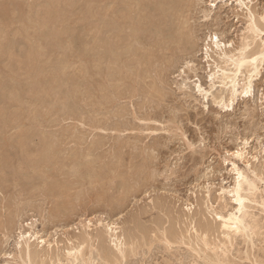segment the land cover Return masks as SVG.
I'll return each instance as SVG.
<instances>
[{
  "label": "rangeland",
  "instance_id": "rangeland-1",
  "mask_svg": "<svg viewBox=\"0 0 264 264\" xmlns=\"http://www.w3.org/2000/svg\"><path fill=\"white\" fill-rule=\"evenodd\" d=\"M44 1L46 3L47 0H36V1H34V0H29V1H27V0H19L18 3L20 4L22 2L20 5H23L22 8L26 10L25 13H29L30 15H34L33 13H36V11H39L41 8L44 7V5H45ZM76 1H77V3H76ZM76 1L73 0V2L76 3V4L73 3V6H72V3L70 4L71 5L70 7H72V10H70L71 8L68 7L69 5L66 6V8H68L70 11H74V12L76 10V13L75 14L78 17L81 15L80 14V11H82V9H85L86 11L85 10L82 11V15H84L83 12L84 13H86V12L88 13L89 12V14H87V16L89 15V17H91L90 14L92 15V13H90L89 9L91 7H93L92 5H95V3L93 2V4H90V2L92 3V1H89V0H76ZM86 1H89V2L86 3ZM246 1L248 3H250V1H251L250 5L252 6L253 10L255 12H257V14L261 15V13L262 14L264 13V0H250V1L249 0H246ZM2 2H3V4H2ZM23 2H24V4H23ZM194 2H195L194 3L195 6H193L192 9L190 10L191 12L189 11L190 13L189 12L188 13H189V15L192 14L191 15V18H193V16H194L193 19L190 18V22L191 23L193 22L191 25H193V24L196 23V27H195V25L193 27L196 28L197 34H199V35H197V38H198V36L200 38H198L197 40L200 43L199 44L197 43L199 47L196 45L197 48L195 47L194 49H192V52L194 54L190 51L189 54L188 53L187 54H184L185 56L183 55L181 58H182V61L184 60L183 59L184 57H187V60L188 61H189V58H190V62L191 63L193 62V64H195L196 66H198V67L195 66L196 68H198L197 69L198 76L195 77V74H194L195 72L194 73L192 72L193 70L192 71L191 70H186L188 68L187 61H185V60L183 61V63H184V66H183V64L180 65L182 63V61H181V59H179L180 61H178V63H180V64L177 63L178 65L177 64H173L172 66H169V68L167 67V70L170 69V71H167L166 70V74L168 73L166 76H165V73H163L164 82L166 80H167V82L160 83V85L165 84V86L167 87L166 89H169L168 92H167V90H165L167 93H169L168 95H166L167 97L164 95V97H165L164 98L163 95L158 94V92L156 91L155 88H153V90L150 89V88H152L155 85L154 84V81L156 83L159 82L157 80V78L159 77V75H157V73L156 74L151 73L152 75H154V77L156 79L153 78V76L151 74L148 75V77L144 78L141 81L142 83L140 85L141 86L140 87V91H138L139 93H137V92L134 93L136 95L139 94V96H136L134 94H133L134 95L133 96L131 93L128 94V92L125 91L126 94L128 95L127 98H129V99L126 98V94L124 95V98H125L124 99L123 98V94L124 93H122V95L120 97H122L123 99L122 98H119L116 101H114V103L113 102H110L109 103V102L104 101V99L102 97L104 95H101V94H103L102 92L100 93L97 90H95L94 87H92L93 86V83H94L93 82L94 81V77L93 76H96L95 78L96 79L97 78L99 79V76L98 75L101 76V73H103L102 74V77L104 78V80L101 79L102 77H100L99 80L100 81H106V78H107L109 80L106 81V82H103V83L106 84L107 86H108V84H110V82H109L110 81V77H108L109 75H105L109 71V70L106 69L107 68V65H104V63H102L101 65H103L102 66L103 69L101 70L100 73H97V69H96L97 66H95L94 68H91L93 64H90V63H93L92 62L93 56L91 58V55H88V54H90L89 52H87L86 55L89 56L90 60H89V58H87V61L84 60L87 63L84 62V61H80L79 59L76 60V58H75L78 55L79 50L82 49L81 47H83V43L85 41H88L89 39L91 41L92 31L90 30V28H88L87 26H86L87 28L86 27L83 28V24H81L80 21H77L76 20L77 17L75 18V14L72 13V12H70V11H68V9H64V11L60 13V14H62V15H60L61 18H59V20H61V21L63 20V21L62 22L59 21V22L65 23V24L67 23V21H68L69 24H71L72 22H74V24L72 23V26H74L72 28H74V30L72 31L70 29L71 31L69 30L68 32H71V33H68L67 32L68 34L65 33L63 35V36H65L64 39H63L64 40V44L65 45L67 44V45H66V47L65 46L62 47V46H60L62 43L56 41L55 42L56 44L55 43L52 44L53 42H51V44L49 43L50 45L46 47L45 46L46 43L44 45H43V43L46 41L44 39L46 37L45 34H47L48 29L45 28V27H42V26H40V27H37L36 26L38 24V22H39L38 21L39 18H38V20L37 19L35 20L37 22H35L34 20H33V22H31L32 21L31 20L28 23V21H26V19L23 18V15L20 13L19 9H17L18 12H16L17 10L14 11V9L18 8V5H16L15 3H13L11 0H3V1L0 0V3H1L0 6H2V5L4 7H7L8 6L7 8L9 10V14L12 13L11 14L12 16L10 15L9 17H7V24L8 25L6 24V26L0 27V30H1L0 31V34H1V32H3L0 35V44H2V45H0V54L2 53V55H0V70H1L0 71V75H1L0 76V80L2 81V82H0V84H1L0 85V98L2 96L4 98V100H1L3 98L0 99V109H2V110L5 109L4 111H0V114H2V112H3L4 114L2 116L4 118H7V120L5 119V121L7 123L6 122H3L4 118L2 116H1V118L3 120L0 119L1 122H3V123L6 124L5 125V124H3V123L0 122V124H1L0 125V130H1L0 131V136H1L0 137V140H1L0 141V149H1L0 151H2V149H3V152L2 153H6V154H10V155L12 154V151H13V155L15 153H18L19 149H21V146L19 147V145L18 144L16 145V143L19 140L18 138H20V140L22 141V143L23 142H24V144L27 143V146H25V149H23V150H26L27 149V151H29L28 152V155H29V153L31 154V152L37 151L38 149H41V148H44V146H45V149L47 148L49 150H52V144H53V146H54L53 147V151L54 150H55V152L56 151L57 152L58 151L59 152L62 151L61 154H60L62 156L61 158H64V160H65V159H67L69 157L70 159H69V161L67 160V162H70V160L71 161H73V160L75 161V162H71V163L68 164V165H70V166L67 167L68 169L65 168L67 173L65 171H62L61 170V171H59L58 174L53 175L54 178L56 176V178H55L56 180H53L54 178L51 179V176L48 173L49 171L47 172V170L49 169V167H46V168L42 169L43 167L41 168L40 166H38V168H37L36 165L33 164L34 161H35L34 160L35 157H30L31 158V161H29V162L28 161H25L26 157H24V156L27 155V154L26 153H22V149H21V152L19 151V154H18L19 156L17 155L19 158L18 157L15 158V159L14 158L11 159V157L10 158H7V161H8V163H9L10 166L8 165V163H7V161L5 159L0 158V160H1L0 161V169L2 167V169L0 171L3 170L2 173L0 172V177H1V180H0V224L5 221L2 225H4L5 223H7L5 225L9 229H11V230H9V229H7V227L5 228V226H3V228H2L1 225H0V264H21L23 262V259H20V256L17 253V250L15 248V243H14L16 241V239H17V233L16 232H18V230H19L17 227H18V223L19 222H22L24 224L29 223V222H35V221H32V218L34 220H35V218H37L39 220V221L35 222V224H37L38 228H42L44 230L47 238H49L50 240L52 239L53 241L56 240V242L58 241L57 243L54 242V245H55L54 246V248H55L54 251L56 250L58 252V250H59V252L60 253L62 252L63 255H65V253H66L65 252V247L66 246L69 247L71 245L70 244L71 243L70 240H73V242L75 241L74 244H76L78 238H80L78 240H82V238L84 237V234H85V229H87L86 226L89 223L87 220H90L91 221V223H89V224H93V225H91V228L92 229L94 228L93 229L94 230L93 233L95 234L96 232H100L99 230H101V228H103V223L104 224H105V222L108 223L110 220H113L114 219L113 221H115L116 223L118 221V223L122 227H124V229L121 227L120 230L118 228L119 232L122 233V231H123V233H124L126 230H127V232H129L128 229L129 230L131 229L129 233L125 232V235L127 237H130V238L132 236L133 237L138 236L137 238L139 240H141V241L138 240L139 244L143 243V241H145L147 238L150 239V236L151 235L153 236L154 235V232H155V236H153V237L155 239L152 238V236H151V239L154 240V241L155 240L157 241V242L155 241V243H154V241H152L153 244H151L152 242L149 243L150 240L147 239V241H149L148 242L149 243L148 244L149 246L146 244V246L148 248L146 246L143 247V245H145V244L140 245L139 247L141 249L138 247V249H137V255L130 254L131 256L129 255V257H127V259L126 258L124 259V261H128V262L125 263L123 261V263H121V264H124V263L125 264H137V263L138 264H168V262L171 263V264H183V263H186V264H201V263L202 264L203 263L204 264H207V262H208V264H211L212 263L211 261H208L205 258V255H204L205 253H202L200 255L197 251L189 248L188 245H184L183 243H182L183 245L180 244V243L173 244L172 247H174L175 249L173 248V249L170 250L171 253L173 252L172 254L169 251H167V252H166V250L163 251V248L166 249L165 248L166 245L164 246V244H163L165 242L164 241L161 242L160 239L158 240V237H156V234L158 233V235H160L162 233V231L165 230V228H167V226H168V229L169 230H171V229L172 230L173 229L175 230L176 229L175 227H177L178 229L176 230V232L181 229L180 227H182V229L183 228L185 229V227H186V229H189L190 230L189 231V234L192 236V238L194 237V239H192L193 240L192 243L195 245V241H196V238H197V235L196 234H200V233H197V232L195 233L194 232L195 229L194 230L193 229H190V227H188L187 225L190 224L189 226H191V228L192 227L194 228V226H198L199 225L198 227H196V229L198 230L200 228V225H201L200 223L202 221H204V220L207 219V222H209L211 224L213 222L212 225L214 226V223H216V222L219 223V220L218 219H215L216 213H218V212L219 213H226L227 211H230V209L232 210L235 207V203L233 202V200H230L231 194H226L224 196V198L222 199V201H221V199H219L221 197V195H220L221 190H222L221 188L222 187H226V188L232 187L233 186L232 184H234V182L236 180V177H237L236 174L237 173L234 170V163H236L238 166H240L241 168H244L245 170H248V171H249L248 168L250 166L251 167H254V168H257L261 172L264 171V63H262V65H260V74L258 75V77H255V79L253 81V88H252V91L250 92V94L248 96H244L243 95V96L238 97L237 100L234 102V104L232 106H228V107L226 106V103L228 102V100H227L228 97H227V95H225L226 92L223 95V96L226 97L225 98V103H224V101L222 102V100H221L222 97H220L218 99V96L221 95V90L219 89V87L216 88V89H214L213 92H211L207 97H205L204 95H202V93H200L198 91L197 87H196V84H195L196 83L195 82L196 79H198V77L201 79V83H202V85H203L204 88H209L210 87V82H211L210 79H209V77H208V75H207V72H208V64L209 63L207 62V59H206V50L204 48L205 47V41H202V39L205 37V36L203 37V35H205L207 33V32H205L206 29L209 27L207 29V31L208 30L210 31L212 29V31H219V32H221V34L223 33L222 34V38H224L223 40H226V41L229 40V41L232 42V45H231L230 49L231 48L232 49H236L238 47H241V45L245 41L244 39H246L247 35L248 36H249V34L251 35V33L249 32V30H247L248 29L247 26L249 24L247 22L248 18H246V16H247V10L244 9L245 11H243L241 8H239V6L237 5L236 2H234V3L233 2H230L228 4H225V2L217 3V8L214 7V9H212L213 11H212V14H211V17H210L209 20L208 19L204 20L203 8L206 9V7H207V10L208 9L210 10V8H211L210 7V0H198V3L199 4L197 3L196 0H194ZM4 4H6V5H4ZM39 4H40V6H38ZM85 4H88V5H91V6H86ZM41 5H43V6L41 7ZM34 7L35 8L38 7L39 10L36 9V10L33 11V9H35ZM87 7H89L88 11H87ZM196 7H197V9H196ZM11 8H12V10L14 12H11L10 13V11H12V10H10ZM27 8H28V11H27ZM65 10H67L69 13L68 12H65ZM67 13H68V15H66ZM70 13L73 15V18L71 17L72 15ZM17 15H18V17H17ZM63 15L65 17L64 19L62 17ZM69 15H71V16H69ZM202 15H203V17H202ZM20 16H22V17H20ZM66 17L69 20L68 19L66 20ZM71 18L73 20H76L77 21V24ZM8 20H9V22H8ZM10 20H12V21H10ZM17 20H19V21L17 22ZM21 21L22 22L26 21V22H24V24H20V23H22ZM31 23L37 29H35V27L32 26V25L31 26L34 27V28H32V27L30 28L29 27V24H31ZM204 23H205V25H204ZM22 25H23V27H22ZM24 25H28V26H26L27 28H25ZM199 25L200 26L202 25V26L200 27ZM5 28H7V30ZM78 28L79 29L82 28V30H79ZM85 28L87 30H85ZM22 29H24V30H22ZM198 29H199V31H198ZM25 30L27 31V33L25 32ZM30 30H32L31 32L34 33L33 35L31 34ZM88 30H89V32H87ZM90 31H91V33H90ZM39 32L42 35L44 34L45 37H43ZM203 32H205V33H203ZM14 33H15V35H14ZM17 33H18L19 36L16 35ZM19 33H21V35ZM83 33L85 35L88 34V37L85 36ZM22 34H24V35L22 36ZM2 35H4L3 38H1ZM26 35L27 36L29 35V39H27L28 37ZM30 35H31V37H30ZM68 35H69V37H68ZM5 37H6V39H5ZM17 38H19V40ZM25 38H26V40H24ZM31 39H33V40H31ZM42 40L44 41L43 43H42ZM66 41H68L69 43L68 42L66 43ZM4 42H5V44H4ZM32 42H33L34 45L32 44ZM70 42H73V44H71ZM258 42H261L260 39H259ZM9 44H10V46H9ZM38 44H39V46H37ZM69 44H71V45L69 46ZM29 45L31 47H29ZM54 45H55V47H54ZM43 46H45V48H42ZM50 46L56 48L57 50L54 49L55 51H53V49ZM46 48H48L47 49L48 51L46 50ZM25 49H26V51H25ZM36 49H37V51L38 50L42 51V52L38 51L41 54H38L37 51L35 53V50ZM64 49H66L67 52H64L65 51ZM68 49L70 50V52H69ZM1 50L3 52H6V53H3ZM71 50H73V51H71ZM23 51H25V52H23ZM194 51H196V52H194ZM14 53H16L15 57L13 56ZM29 53L34 54V55L38 54L37 56L39 58L37 56H35L36 59H37L36 61H39L40 60L39 61L40 62V65H41V63L44 62L42 64V66L45 64V67L47 66L48 69L50 67H52V63H53V62H51L52 59H53L52 61H54V62H59V60L60 61H63L64 59H66V56L68 55L67 57L69 59H71V57H72L73 59L76 60V62L79 60V62H81V63L77 62V63H79L77 65H76V63L73 64L74 61L72 63V60L73 59H71V63L70 64H67L68 66L67 65H63L64 68H65V71H66V68L69 69L72 65L74 66V67H71L69 70H67L68 71V74H69V77H70V75H71V77L73 75L74 78H78L77 77V76H79L78 73H80V72H78V70L80 71L81 69H83V68H80V67H82V62L85 63V64L83 63L84 65H87V64L91 65V67H89V68L87 66H85L84 69L85 70L88 69V71H90V72L92 70H94L95 72L94 73L91 72L90 73L91 75L89 77H88V75H89V73H88L86 75V77H87L86 81H85V78L86 77L82 81L83 84L85 83V85L82 84L83 88L86 86V84H88V88H91V90L84 89V90L87 91V92H85L84 90H82L83 89L82 88L81 90H79L80 91V96H78V94H79L78 92H76V94H72L73 99L71 100L69 98V100H68L69 101L68 102V107H67L68 109L66 108V109H64V111L63 110H60L61 112L59 111L58 113H55L56 110H54L53 112L51 111V113L54 114V115L52 114L53 117L51 116L50 111H48V115L47 114L44 115V116L41 115V118L44 117L42 119H40V115L39 116L37 115V117H34L32 113H34V111L35 112L37 111L36 110V107H38V109H39L42 106L40 104H38V102H36L37 97H39V96H37L38 94L35 95V93H34V96L35 97L37 96L36 98L33 96V93H31L32 95L30 93H28V96H32L31 98L30 97H27L24 94V91L23 90H25L24 88L27 87V84H28L27 82H29V80H28L29 73L27 71L24 72V70H23V73H25V74H23L21 72V74H23V75H20L19 76L17 74V72L16 73L14 72L16 69H18L19 66H21V67H23L22 65L25 66L26 64H24V63H27V66H25V67L26 68L28 67V64H29V61L28 60H29L30 57H28L26 59V56ZM17 55H20L22 58L20 56H17ZM42 55H43V57H42ZM46 55L47 56L49 55V56L47 57ZM186 55H190L191 57L190 56H186ZM28 56H30V55H28ZM50 56L52 58L51 60L49 58ZM23 57H25V58H23ZM77 58H79V57L77 56ZM22 59H24V60H22ZM54 59L57 60V61H55ZM69 59H68V61H69ZM12 60H14V61H12ZM26 60H27V62H26ZM45 60L46 61L49 60L48 61L49 62V65H48V62H47V65H46ZM88 61H89V63H88ZM2 62H4V63H2ZM19 62H21L23 64H21ZM185 62H186V64H185ZM12 63H14V64H12ZM5 65L7 66V70H6V66ZM175 65H176V67H174ZM78 66H79V68H78ZM177 66L180 67L181 71H180L179 67H177ZM8 67H9V69H8ZM181 67L184 68V70L188 71L189 73L187 72L185 74L184 72H182L183 70H182ZM76 68L78 70H76ZM103 70H104V72L106 70L107 71L104 73ZM11 72H12V74H11ZM26 72H27L28 75L26 74ZM74 73H76V77H75V74ZM96 73H97V75H94ZM5 74H7V76ZM15 75H16V77H14ZM185 75H188L189 80L191 79V81L188 80V83L190 85L188 84V87L184 89V88H182V86H180V84L183 82L182 79H184V77H186ZM5 76L8 79H6ZM23 76H24V78H23ZM3 77H4V79L6 81H4ZM69 77H68L69 82L71 81L70 84H73L72 83L73 80L71 79V77L70 78ZM14 78H15L16 81L14 80ZM91 78L93 80H91ZM19 79H20V81H19ZM88 79L90 80L89 82L92 83V85L91 84L89 85ZM147 79H149V80L152 81L153 84L152 83L149 84V86L152 85L151 87L147 86L148 85V83L146 81ZM192 80H194V81L192 82ZM151 81H148V82H151ZM21 82H23V84H21ZM111 82H113V81H111ZM66 83L68 84V85L66 84L67 85L66 87L68 88L69 83L68 82H66ZM145 83H147V84H145ZM14 84H16V85H14ZM142 86H145V88H147L145 92L143 91V90H145V88L143 87V89H142ZM70 87H73V85H71ZM70 87H69V89H70ZM7 88H8V90H7ZM86 88H87V86H86ZM92 88H93V90H92ZM109 88H110V86L107 87L106 89L108 90ZM111 89H112V87H111ZM1 90H2V92H1ZM184 90H186L187 92H184ZM8 91H9V93H8ZM91 91H93L94 93H92ZM150 91H151V93H150ZM22 92H23V94H22ZM81 92H85V94H82ZM142 92L143 93L148 92L146 94H151V97L155 101L154 102H150V103L149 102L146 103L148 105L145 104L146 105V107H145L144 106V103L147 101V99H146L147 96H146V98L143 97L144 94ZM14 93H15V95H17L16 97H15V95H13ZM98 93H100L101 96H99ZM152 93L155 94V97H154V95ZM218 93H219V95H218ZM88 94L91 95V97H90L91 99H92V97L95 98V99L96 98H98V99L97 100L94 99V101L91 102L90 101L91 99L88 98L90 95L88 96ZM7 95H8V97H7ZM10 95H12V96H10ZM20 95H22V96H20ZM83 95H85L86 97L88 96L87 99H86L85 96L83 97ZM96 96H98V97H96ZM157 96L161 100H159V98ZM80 97L81 98H84V99H81ZM99 97H101V99L103 100L102 102H104V103L106 102V103H109V104H106V103L105 104H103V103L100 104L99 103L97 106L94 105V108H93V104H95V102L101 101V99H99ZM136 97H137V99H136ZM140 97H141V99H140ZM14 98L15 99L17 98L16 101L14 100ZM27 98H28V100H27ZM32 98H35V99L33 100ZM10 99H13V102L14 103L11 102ZM30 99L33 100V101L31 100L33 103H35V102L36 103L33 105V103L28 102V101H30ZM85 99H86L87 102L85 101ZM8 100L10 101V103H9ZM38 100L39 99H37V101ZM140 100L141 101L143 100V103H142L143 105L141 104ZM156 100L157 101L159 100L158 103H161V104L160 105L157 104ZM83 101H85L86 103H88L89 106L86 103L84 104ZM90 102L92 103L91 106H90ZM116 102H118L119 105L116 106V104H117ZM128 102H129V104H128ZM120 103H122V104H120ZM136 103H138L137 105L140 104V108H139V106H136ZM31 104L33 105V107L31 106ZM125 104H128L127 107H125L126 106ZM152 104H153V106H152ZM38 105H40V107ZM80 105H81V107H80ZM104 105H105V107H104ZM120 105L123 106V108L121 106L122 109H124V107L128 109V110H125L124 109V111H126L128 113L122 112L124 114V115L122 114V116H124V117L121 116V118H120L121 112H117L119 110L120 111L122 110L119 107ZM149 105H150V107H149ZM156 105H159V106H157V108H156ZM101 106H103V107H101ZM21 107H23V108H21ZM88 107L90 108V110L91 109L92 110L91 111L90 110L88 111V109H89ZM97 107H98V109L102 108V110L101 109L100 110H97L96 109ZM104 108L105 109L107 108V109L105 110ZM111 108L114 111H112ZM117 108H118V110H117ZM137 108H139V109H137ZM6 109H8V110L6 111ZM30 109L32 111L33 110L34 111L33 112L30 111ZM74 109H75V112H76L75 114H74V111H73ZM79 109H81V110L83 109L84 111H81ZM69 110H71L73 112H71ZM93 110H96V111H94L95 113L93 112ZM129 110H132V111H129ZM134 110H137L138 114ZM98 111H100V113ZM101 111H103V113L107 114L106 116L109 119H111V118L112 119L109 120V122H108L107 121L108 118L105 115H103ZM149 111H150V113L151 112L152 113L150 114ZM82 112L86 113L87 115L86 114H83L82 115ZM91 112H93L94 114L91 113ZM107 112H109V113H107ZM115 112L117 114H119V115L116 116L115 115L116 114ZM129 112H131V113H129ZM133 112H136V114L133 113ZM146 112L149 113V115ZM27 113L29 115H27ZM97 113L98 114H101V116L98 115ZM132 113L134 114V116L135 115H137V116H135V118H134V116H133ZM13 114H16V115L18 114L19 118L16 119V120L12 119L13 117H15ZM68 114H71V115L69 116ZM88 114H89L90 117L92 116L91 119H92L93 122L89 118ZM96 114H97V117H96ZM125 114H126L127 117L125 116ZM59 115H60V117H59ZM140 115L143 116V118H145V119H143L144 121L142 119H138V118H141V117H139ZM45 116L46 117L48 116L47 117L48 119L45 118ZM49 116H50V118H49ZM67 116H68V118H67ZM84 116H86V117L88 116V118H86ZM103 116H104V119H100V118H103ZM144 116H146L148 118H146ZM150 116H152L151 120H149L150 119L149 118ZM81 117H83V118H81ZM116 117H118V118L116 119ZM155 117H156V119H155ZM170 117L173 120L170 119ZM79 118L81 119V122L82 123L84 122V124H82L80 121H78ZM125 118L127 119V121H126ZM136 118H137V120H136ZM9 119H10V121H9ZM43 119H44V121H43ZM56 119H58V120H56ZM82 119H84L85 121L82 120ZM88 119H90V120H88ZM99 119L102 122L99 121ZM115 119L117 120V122H118V120H120L121 121V125H120V123H117L116 124V120ZM13 120H14V122H13ZM103 120H104V122H103ZM96 121H99V122H96ZM105 121L108 122V123H111V124H112V122L113 123L115 122V124H113L115 127L112 126L111 124L109 125ZM122 121L125 124H123ZM129 121H130V123L132 122L131 123V124H133L132 127L130 126L131 124H129ZM100 122L103 125L104 124L105 125L107 124L106 126L104 125L105 128L103 127V129H100V126L102 128V125H98L97 124V123L100 124ZM9 124H10V126L12 125L11 128H10ZM28 124H29V126H28ZM118 124H119L120 127L122 126L121 128H123V130H122L123 133L122 132H119V130H121V128H119L117 126ZM126 124H128V125H126ZM4 125H5V127H4ZM94 125H95L96 128H98V126H99V129L97 130L96 128H94ZM6 126L9 127V128H7ZM23 127L25 129H27V130H25ZM109 127L110 128L113 127L112 128L113 130H114V128H115V130H118V128H119V130L117 132L118 133L117 136H119V137L121 136V138H120L121 140H122V136H124L123 139L124 138L126 139V140L124 139L125 140V145H124V141H123V145L121 144V141H119V144H118V140H116V139H119V138H117V136H115L116 139H113L112 138V137H114V133H116V131H112V129H111V131L108 130ZM116 127H117V129H116ZM124 127H125L126 130H127V128H129V129L130 128H134V127L135 128L134 129H131L132 131L131 130L129 131V129H128V131H125L124 130ZM100 130H102V131H100ZM6 131H7V133H6ZM97 133H98V136L95 137V134H97ZM3 136H4V138H3ZM99 136H101L100 138H102V137L103 138L100 139ZM15 137H17V138H15ZM66 137L68 139H65ZM81 138H84L86 140V142H83L84 141L83 139L81 141ZM93 138L96 139V140H94ZM54 139L56 141H54ZM63 139H64V141H63ZM92 139H93V142L90 143V141H92ZM97 139H98V141H97ZM67 140H68V142H70V144L68 143L69 145H66L65 144L67 142ZM101 140L104 141V142H102ZM114 140H116L117 142L114 141ZM113 141H114V143H113ZM126 141H127V145H128V143H130L133 147L132 146L129 147L130 145L128 147H126ZM8 142L10 144H8ZM61 142H63V144ZM11 143L14 144L13 147H15V148L11 147ZM45 143H46V145H45ZM103 143L105 145H103ZM94 144H96V145L99 144V145L96 146ZM111 144H112V146H114V145L117 144L116 147H118L117 149H119V150L118 151L116 150L117 151L116 153L114 152L115 149H116V147L115 146H114L115 148L113 147L114 148V151H113L112 146L110 148V145ZM134 144H136V145H134ZM8 145H10V146H8ZM118 145L120 146V148H119ZM121 145H122V148H121ZM59 146H61L63 148V149H61V151H60V148L61 147H59ZM87 146L88 147L90 146L89 150L87 149ZM124 146L126 148H128V149L124 148ZM134 146H135V148H134ZM58 147H59V149L57 150ZM66 147H69V150H72L73 148L74 149L72 151H70V152L67 153V151H69V150H66L65 149ZM85 147H86L87 150H85ZM94 147H95V149H94ZM140 147H142L143 155H138L139 152H142L141 149H140ZM143 147L145 148L144 149L145 151L143 150ZM9 148H10V151H9ZM108 148H110V151L111 152L109 151ZM136 148H139L140 151L139 150L136 151ZM64 149L66 150L65 152H64ZM77 149H79L80 151L77 150ZM82 149H84L83 151L85 153H82L83 152V151H81ZM90 149H93V152L96 153V155ZM121 149L124 152L127 151V153H124V152L120 151ZM242 149L245 152L244 158L242 159L243 161L241 160V158H239V157H237L235 155V152L237 150H242ZM74 150H75V152H74ZM105 150H107V152ZM76 151L81 152V153H77ZM89 151H91L92 152V155L93 154L94 155L92 156L91 153H89ZM112 152H114L115 155L117 154V157L119 156L118 157V160H115L114 159V155L113 156L111 155V154H114ZM62 153H64V154H62ZM65 153H67V154H65ZM74 153H75V155H73ZM88 153H89L90 156L89 155H86V156L82 155V154H88ZM106 153H111V154L109 155V154H106ZM118 153H120V155H118ZM130 153H131V156H134L136 154L134 157H137L138 156L137 157L138 159L137 158L134 159V157H130ZM132 153L133 154L135 153V154L132 155ZM144 153H146V156H145ZM104 154L107 157L109 155L108 160L104 156ZM71 155H72V157H71ZM78 155H79V157H78ZM76 156H77V159L79 158L78 160L76 159ZM95 156H97V157H95ZM73 157H75V158H73ZM84 157H85V159H83ZM101 157H103V158L101 159ZM117 157H116V159H117ZM120 157L123 158V160L121 159V161H122L121 163H120V160H119ZM128 157H130V158H128ZM144 157L145 158L148 157V158L145 159V160L148 161L147 163L145 162V160H142V158L144 159ZM154 157H155V159H154ZM245 157H246V160H245ZM87 158L89 160L92 159L91 160L92 161L91 163L97 166V168H98L97 169V172H99V173H97L96 170H95L96 173H94L93 170L96 169V167H94V169H93L92 166H94V165L90 164L92 166H89V162L90 161ZM97 158L98 159L100 158L101 160L100 159L98 160ZM126 158H128V161H127ZM17 159L21 160V162H19ZM22 159H23V161H22ZM103 159L108 161V164L107 165L105 164L106 161L104 162ZM110 159H112V161ZM148 159L152 160V163ZM11 160H13V161H11ZM95 160H96V162H95ZM129 160L132 163H127V162H129ZM15 161H17L18 166H16L17 164H16ZM100 161L104 162V164L102 162L101 163H102V165H105V168H104V166L102 167ZM109 161H111L112 164H110L111 162H109ZM113 161H116V162L114 163ZM135 161H136L137 164H135ZM246 161L249 162L250 164L247 165L246 164ZM4 162H6L7 164L6 163L4 164ZM30 162L31 163L33 162L32 163L33 166H31V163ZM79 162H80V164H82L83 167H81V165L79 164ZM19 163L20 164L23 163V164L20 165ZM95 163H98V165L95 164ZM113 163H114V165H113ZM122 163H124L123 164L124 166H122V168H119V166H121ZM28 164H30V166ZM83 164L84 165H87L88 164V166L90 168L87 167V166H84ZM127 164H128V166H126ZM133 164L134 165L142 164L141 166L139 165V168L141 167V171H140V169L137 166H136V169H135V167H134ZM144 164H145V166H144ZM146 164L149 167L146 168V166H147ZM25 165H26V168H24ZM99 165L102 168H104V169L109 168V169H106L107 171L110 170L109 173H107L106 170L103 171V169H100L99 170V168H101ZM108 165L111 168H113V169L111 170L110 167H108ZM130 165H132L133 167L132 166L130 167ZM73 166H80L81 168H83L84 170H86L85 171L86 173H83L82 176H81L80 175L82 173V169H81V172L79 174H77V175H71L72 174ZM114 166H116V167H114ZM10 167L14 171L16 170L17 172L15 173L13 171H10V170H12ZM17 167H18V169H17ZM21 167L24 169V172H23V169ZM33 167L34 168L36 167V169H34ZM84 167H86V168H84ZM5 168H7L9 170H7ZM116 168L118 169V171L122 172L123 174L121 175L119 172L113 171ZM131 168H133V169H131ZM145 168H146V173H143V170ZM65 169H63V170H65ZM87 169H91V170L89 171ZM119 169H121L122 171L119 170ZM134 169H135V171H134ZM34 170H37V171H34ZM125 170L127 171V173H126ZM130 170L133 171V172H131ZM152 170L154 172V175H155V173L158 174V172H160V173L162 172V174L155 175V176L153 175L152 176V174H153ZM91 171H92V173H91ZM100 171H101V173H100ZM137 171H140L139 172L140 175L141 174L143 175V176L141 175L142 176L141 179L143 178L142 180H139L140 178L137 179L138 177H140V175H138L139 173L137 174ZM147 171H149L148 172L149 175L152 172V174L150 175V177H149ZM60 172H61V174H60ZM63 172H65V174ZM68 172H71V173H68ZM113 172H115V174ZM128 172H130V174H132V175H130ZM135 172H136V174H135ZM144 172H145V170H144ZM103 173H105V174L103 175ZM112 173H113L114 176L116 174H118V175L120 174L119 176L116 175L117 178H119V177L120 178L119 179H115L116 176L114 177L113 175H111V178H110V174H112ZM11 174L15 175L16 178H19L18 181L16 179L15 180V183H14V179L13 178H15V176L13 177V175H11ZM32 174H34V175H32ZM62 174H64V175H62ZM90 174L91 175L94 174L93 178L90 177L91 176ZM126 174H127V178L128 179L130 178L131 181L130 180L127 181L128 179L126 180ZM45 175L47 177H45ZM79 175L82 178H80ZM106 175L109 176V178L106 177ZM145 175L146 176L148 175L146 178H151V179H148V181L145 180L146 179L145 178ZM26 176H27V178H26ZM28 176H31V177L34 176V178L32 177V179H30L31 177H28ZM48 176H50V177L48 178ZM58 176H59V178H58ZM64 176H65L66 180H65V178L62 179ZM102 176H103V178H102ZM112 176L114 178H112ZM133 176H137V178L136 177H133ZM167 176H168V178H167ZM100 177L102 179H100ZM123 177H125V178H123ZM131 177H133V178H131ZM67 178H68L69 182H67ZM70 178H72V179H70ZM57 179L61 182L62 185L63 184H66L65 186L67 188L63 185V187H65V188H63V190L64 191L67 190L70 193L69 192H64V191H59L57 193L50 192L51 191V188L50 187L52 185L51 181L57 182ZM89 179L91 181L95 179L94 181L96 183L93 182V181L92 182H88ZM103 179L106 180V181L107 180L111 181V179L116 180L117 183L115 185H116L117 189H116V187H114L115 191H114V189H112L113 190L112 192L120 191L122 194L120 192H118L119 193V196H118L117 195L118 193L117 194L112 193L110 189H107L106 188L107 190H110L109 191L110 193L109 192L108 193L111 196H113V197L111 198V196H105L106 193H107L106 192L107 190L104 189V187H107V185L105 186V182H104ZM134 179L135 180L136 179L139 180L140 183L139 182L137 183L135 181V183H136L135 184L134 181H132ZM101 180H103V181H101ZM122 180H124L125 182L123 183ZM76 181H77V183H76ZM98 181L101 182V183H99ZM44 182L47 183V184L50 183L49 184V187L47 186L48 188L45 187V183ZM87 182L89 183V185H87L88 184ZM97 182H98V185H100V186L96 185ZM107 182H106V184H108ZM90 183H92L91 186H90ZM102 183L104 184V186H103V188H100L101 185H103ZM40 184H42L41 187H40L42 190L45 191V188L48 189V190H46L47 193L46 192L44 193V191H42L41 189H39ZM121 184L123 186L126 184L125 185V188L124 187L122 188ZM92 185H94L96 187V189ZM127 185H129V186H127ZM259 185H260V191L259 192H260L261 195L264 196V183H261ZM85 187L86 188L90 187L89 188L90 190L89 189H85ZM91 187H93V188H91ZM69 188H70L71 191L69 190ZM97 188L99 190H97ZM119 188L122 189V190H120ZM82 189L85 190L84 191L85 193L82 192L83 191ZM86 190L88 191L87 192V195H86ZM93 190H95L99 194L96 193ZM122 191L123 192L125 191L127 193L124 192V194H123ZM61 192H64L65 194H63ZM51 193H54L56 197L53 194H51ZM66 193L68 195H66ZM71 193L74 194V195H72ZM76 193H77V195L82 194V193H84L85 195L84 194H82V196L79 195L81 197V199H80V197H78L79 199L77 200L75 198V197H77ZM95 193L98 194V195H100L102 193V195H104L105 197H103L102 195H100V197L101 198H104V199L100 201L101 198L99 196H97V195H94ZM208 193H209V195H208ZM22 194H23V196H22ZM48 194H50L52 196H50V197L46 196ZM65 196H66V198H65ZM94 196H96V197H94ZM67 197L68 198H71L72 200L69 199V201H68V198ZM106 198L107 199L108 198L111 199V200L110 199H108V200L110 202H112L111 203L112 204L111 206H113L114 208L110 206V204L108 203L109 201ZM115 198H116V200H115ZM118 198H119V200H118ZM121 198L126 199V200H123V199L121 200ZM112 199L115 200V201H113ZM11 200L13 202H11ZM65 200H67V201H65ZM70 200H71V202H70ZM17 201H18V203H17ZM26 201H28V203ZM62 201H64L65 204H63L64 202H62ZM117 201H119V202L121 201V203H118ZM122 201H124V202L122 203ZM69 202H70V204H69ZM74 202L76 204H75L74 207L71 208V203H72V206H73V203ZM221 202L223 203L224 206L227 203L225 209H223V206H221L222 208L219 206V205H222ZM66 203H68L67 206L69 208L67 206H65ZM16 204H17V206H15ZM18 204H19V207H18ZM58 204H59V206H61L63 204L65 207L63 208V206H62L60 208L58 206ZM108 204H109V207L107 206ZM11 205H12V207H11ZM118 205H121L122 208H121V206H118ZM28 206H30V207H28ZM123 206L125 208H123ZM188 206L190 208H188ZM207 206L208 207L210 206L209 209L207 208ZM257 206L259 207L260 210L261 209L262 210L260 211V210H258V207H254L255 210L252 209V211L253 212L255 211L256 213H258L257 215H259V216L258 217L256 216L257 219L260 218L262 221H264L263 220L264 219V211H263V208L260 207V205H257ZM117 207L121 208V210H118L119 208H117ZM20 208H21V212H23L24 215H23V213L20 212ZM116 208H117V211H115ZM227 208H228V210H227ZM30 209H31L30 212H28V213L24 212L25 210L26 211H29ZM111 209L113 210L112 212H111ZM51 210H52V213H51ZM53 210L56 213L53 212ZM166 210H168L169 213H167ZM210 210H212V212H210ZM215 210L218 211V212L215 213L214 212ZM17 211L20 213V217H22L23 219L22 218L20 219L19 214L17 215V213H18ZM121 211H123V212H121ZM33 212L35 213V215L33 214ZM99 212H101L100 215H99ZM103 212H105V213H103ZM118 212L119 213L121 212V213L119 214ZM53 213H55V214H53ZM50 214H51V216H49ZM52 214H53V216H52ZM101 214H102L103 217L101 216ZM42 215H43V217H42ZM192 215L195 216V217H193ZM198 216H200L199 218L201 220L198 218ZM7 217H9V218L7 219ZM12 217H14V219H10ZM157 217H159V218H157ZM178 217H181V218H178ZM188 217L189 218L193 217V219L191 218V220H190ZM17 218H18V221H17ZM44 218H45V220H44ZM175 218H176L177 221L175 220ZM91 219L94 220V221H92ZM100 219H102V220L104 219L103 221H105V222L102 221V224L101 223L99 224L98 222H99ZM157 219H159V220L157 221ZM194 219L195 220H198V222L195 221ZM13 220H14V222H13ZM180 220H183V223ZM187 220H188V222H187ZM15 221H16L17 225H16ZM82 221H84V222L87 221V222L84 223ZM155 221H156V224L157 223L162 224V221H163V224H164V225L162 224L163 228H160V225L159 224H157V226H155L156 225L155 224ZM194 221H195V223L197 225H195L193 223ZM92 222H94V223L96 222L95 223L96 225H94V223H92ZM136 222H137V226L135 224ZM138 222H140V223L138 224ZM178 222H181L180 223L181 224L180 227H179V223ZM10 223H12V224H10ZM172 223H173V225L176 223V226L175 225L173 226ZM260 223L264 224L263 222H260ZM9 224H10V226H8ZM119 224L117 225L118 227L120 226ZM141 224H143V225L141 226ZM216 224H215V226L217 227V229H216L217 232L216 231L213 232L212 235H214V237L212 235H209V239H210L211 242H213L215 244H218V243L220 244L221 242H219V241L221 239L224 240V237H222L223 235L221 234L220 229L218 228V227H220V224L218 226ZM99 225H100V227H99ZM82 226H84V227H82ZM139 226H141V227H139ZM151 226H152V228H151ZM215 226H214V228H216ZM97 227H98V229H97ZM142 227L144 228V231H146V233L144 231H142L143 230ZM262 227H264V225H262ZM149 228H151L152 230H150ZM158 228H160L159 231H158ZM95 229H97V230H95ZM184 229H183V231H184V233H186V230H184ZM23 230L24 231H31L32 229H31V227H29V225H26ZM156 230H157V233H156ZM181 230L179 231L180 233L179 232H177V233L178 234H181L183 232V231L181 232ZM80 231H82L83 233L80 232ZM201 231L202 230L199 229V232H201ZM6 233L8 234V236H7ZM137 233H138V235H137ZM215 233L216 234H220L219 239L216 238L217 235ZM14 234H15L16 237L14 236ZM142 234H146V235L143 236ZM11 235H13V237ZM48 235H49V237H48ZM74 235L77 236V237H75V240H74ZM147 235H150V236H147ZM260 235H261V237H260ZM80 236H82V237H80ZM141 236H143V238ZM69 237H72V238H69ZM252 237H253V239L247 238V240H246L245 237L239 236L238 237L239 238L238 239L239 242H238L237 239H235V238H237V236H236L234 238V240H233L232 245H230L229 243L225 244V243L222 242L218 246H220V248L221 247L224 248L225 245L230 246L231 249H230V247H227L228 249L231 250V251H229L230 253H228V255H229V258L230 259L233 258V261H234V258H235V260H240L241 261V259L239 258V256L241 258L244 256L242 262L239 261V263H237V262L234 261L237 264H243V262H245L244 264H252V263L255 262L254 261L255 259L257 261L261 262V259L264 260V253H263L264 252V249H262V248H264V228L261 229L260 234H254V236L252 235ZM211 238H214V241L215 242ZM244 238H245V240H246L247 243L245 241H243ZM67 239H69V240H67ZM7 240H10V241L8 242ZM236 243L237 244H240V245H237ZM158 244L160 246L162 245L161 246L162 249L159 248L160 246ZM59 246H60L61 251L58 248ZM85 246L87 247V245H85ZM85 246H84V249L87 250V251H85L87 253L89 251V248H86ZM185 246H188V249ZM213 246H215V245L213 244ZM248 246H249V248H248ZM252 246L254 247V249L252 248ZM56 247L58 248V250H57ZM68 247H66V251H67V248ZM196 247L199 248L198 245ZM235 247L237 249H241V251L236 252L237 249ZM142 248H145V250L142 249ZM220 248L218 247V249H220ZM222 248L219 250L220 253H223V251L228 252V250H225V248L223 250ZM233 248H235L236 251ZM39 249H41V248H39ZM148 249H149V251H148ZM138 250H141V251L143 250L146 253V255H148V257L145 255V253L143 254V251L142 252L140 251L142 254L141 253H138ZM177 250H179L180 252H178ZM191 250H193L194 252L191 251ZM211 250L212 249H208L207 252H208L209 255L214 256L213 254H215V252L213 250L212 251ZM221 250H223V251H221ZM244 250H246V251H244ZM248 250H250L251 253H249ZM56 251H55V253H57ZM185 251H187V253H185ZM188 251H189V253H191V252L192 253L189 254ZM232 252H235V253H232ZM242 252L245 253L246 256ZM246 252H248V253H246ZM9 253H10V255H9ZM62 253H61V255H62ZM180 253H181V255L184 254L183 255V260H181L182 259V256L180 255ZM138 254H139V256H138ZM231 254H237V255H231ZM241 254H243V255H241ZM142 255H144V256L141 257ZM168 255H170V256H168ZM175 255L178 256V257H180V258H176ZM192 255H195L196 257L199 258L198 259V258L195 257V259L197 260L196 263H195V260L193 259L194 256H192ZM190 256L193 257V258H191ZM232 256H234V257H232ZM248 256L251 257L252 260ZM65 257L66 256H64L63 258H65ZM145 257L148 258V259L146 260ZM172 257L174 259H172ZM185 257L187 259H185ZM237 257L239 259H237ZM256 257L259 258V260ZM261 257H263V258H261ZM248 258H249L250 261L248 260ZM141 259H143V260H141ZM178 259H180V260L178 261ZM139 260L140 261H143V262L140 263ZM40 261H45L46 263L49 261L48 264H51L50 259H48V257H45V256H41V260L36 261V262H40ZM166 261H167V263H166ZM209 262H211V263H209ZM99 263L101 264V262H99ZM63 264H67V261L66 260L63 261ZM116 264H120V263L119 262H116ZM215 264H218V263H215Z\"/></svg>",
  "mask_w": 264,
  "mask_h": 264
},
{
  "label": "bare ground",
  "instance_id": "bare-ground-1",
  "mask_svg": "<svg viewBox=\"0 0 264 264\" xmlns=\"http://www.w3.org/2000/svg\"><path fill=\"white\" fill-rule=\"evenodd\" d=\"M3 1V0H2ZM13 3H15L16 5H18V8H16V9H14V11L15 10H17V9H19V11H20V13L23 15V18L24 19H26V21H28V23L31 21V22H33V20L35 21L36 19L38 20V18H39V22H38V24L36 25L37 27H40V26H42V27H45V28H47L48 29V32H47V34H45L46 35V37L44 36V34L42 35L40 32V34L43 36V37H45V39L44 40H46L45 42L42 40V43H43V45L45 44V46L47 47V46H49L50 44H51V42H53L52 44H54L56 41H58V42H60V43H62L60 46H65L66 47V45L64 44V37L65 36H63L65 33H67L70 29L73 31L74 30V28H72V27H74V26H72V23L74 24V22H72L71 24H69L68 23V21H67V23L65 24V23H61L62 21L61 20H59V18H61L60 17V15H62V14H60L61 12H63L64 11V9H68V8H66V6H68V7H70L71 5V3H72V6H73V3H75V2H73V0H47L46 1V3H45V1H44V3H45V5H44V7L43 8H41L43 5H41V9L39 10L38 9V7H34L35 9H33V11L34 10H36V9H38L39 11H36V13H33L34 15H30L29 13H25L26 12V10L25 9H23L22 8V6L23 5H20L19 3H18V1L19 0H11ZM27 1H29V0H27ZM34 1H36V0H34ZM76 1V0H75ZM89 1H92V3L90 2V4H93V2L95 3V5H92L93 7H91L90 9H89V7H87V11H88V9H89V11H90V13H92V15L90 14V16L91 17H89V15L87 16V14H89V12L87 13H84L83 12V14L84 15H82V11H84L85 9H82V11H80V14L82 15H80L79 17L78 16H76V10H75V12L74 11H70V10H72V7H70L71 9L69 10L68 9V11H70V12H72V13H74L75 14V18L77 17V21H80V23L81 24H83V28L84 27H88V28H90V30L92 31V38H91V41H90V39L88 40V41H83L84 43H83V47H81L82 49L81 50H79V53H78V57L79 58H77V56L75 57L76 58V60L77 59H79L80 61H84V60H86L87 61V58H89V56H87L86 54H87V52H89L90 54H88V55H91V58H92V56H93V60H92V62L93 63H90V64H93L92 65V67H91V65H89V64H87V65H84L85 63L84 62H86V61H84V62H82V67H80V68H83V69H81L80 71L76 68V70H78V72H80V73H78L79 74V76H77L78 78H74L73 77V75H72V77H71V75H70V77H71V79L73 80V84H70V82H69V79H68V77H69V74H68V71L67 70H69L71 67H74L73 65L69 68V69H67L66 68V71H65V68H64V66L63 65H67V64H70L71 63V59H73L72 57H71V59H69L67 56H66V59H64L63 61H60L59 60V62H54V61H52L53 59L51 58V56L49 57L50 58V60H51V62H53L52 63V67H50L49 69H48V67L46 66L45 67V64L42 66V64L44 63H41V65H40V60L39 61H36L37 59H36V57L35 56H37L38 54H41V53H39L38 51H40V50H38L37 51V49L35 50V53H36V51H37V53L38 54H36V55H34V54H31V53H29L28 55H30V56H26V59L28 58V57H30L29 58V64H28V67L26 68L25 66H27V63H24V64H26L25 66L24 65H22L23 67H21V66H19L18 67V69H16L14 72L16 73L17 72V74L20 76V75H23V74H25V73H23V70H24V72L25 71H27L28 73H29V77H28V80H29V82H27L28 84H27V87L26 88H24L25 90H23L24 91V94L27 96V97H32V96H28V93H33V96H34V93H35V95H37V96H39V97H37V99H39L38 101H37V99H36V102H38V104H40L42 107V109L41 108H39L38 109V107H36V112L34 111V113H32L33 114V116L34 117H37V115L39 116L40 115V119H42V118H44V117H42L41 118V115H48V111H50V114H51V116H52V114L53 113H51V111L53 112L54 110H56V112L55 113H58L60 110H63L64 111V109H66L67 107H68V100H69V98L72 100L73 99V97H72V94H76V92H78L77 94H78V96H80V91L79 90H81L82 88H83V86H82V84H83V79L86 77V75L89 73V75H88V77L91 75L90 73L91 72H95L94 70H92L91 72L90 71H88V69L87 70H85L84 69V67L85 66H87L88 68L89 67H91V68H94L95 66H97V73H100L101 72V70L103 69L102 68V66L103 65H101L102 63H104V65H107V70H109L105 75H109L108 77H110V84H108V86L106 85V84H104L103 82H106V81H108L109 79H107L106 77V81H100L99 79H100V77H102V74L103 73H101V76L100 75H98L99 76V79L97 78H95L96 76H93L94 77V83H93V86L92 87H94V89L95 90H97L98 92H102L103 94H101V95H104V96H102L103 97V99H104V101H106V102H113L114 103V101H116L117 99H119V98H122V97H120L121 95H122V93H124L123 94V98H124V95L126 94V92H128V94L129 93H131L132 95L134 94V93H139L138 91H140V85H141V81L144 79V78H146V77H148V75H150L151 73H154V74H156L157 73V75H159V79L157 78V80L159 81H157L158 83H156L155 81H154V86L152 87V88H150V89H152L153 90V88H155L156 89V91L158 92V94H160V95H163V97H164V95L166 96V95H168L169 93H167L168 92V90L169 89H166L167 87L165 86V84H163V85H160V83H163L164 82V78H163V73H165V76L168 74H166V70H167V67L169 68V66H172L173 64H177L178 63V61H180L179 59H181V61H182V56L184 55V54H189V52L191 51L192 52V49H194L195 47H196V45L198 46V44L200 43V42H198V38H200L199 36H198V38H197V35H199V34H197V30H196V28H194L193 26L195 25V27H196V23L195 24H193V25H191L192 23L190 22V18H191V15L192 14H190L189 15V13L191 12L190 10L192 9V7L193 6H195V2H194V0H89ZM89 1H86V3L87 2H89ZM197 1V3H198V0H196ZM250 1V0H249ZM81 2V1H80ZM200 2V1H199ZM204 2V1H203ZM220 2H225V4H228V3H230V2H236L237 3V5L239 6V8H241L243 11H245L244 9H246L247 10V16H246V18H248V20H247V22L249 23L248 24V26H247V30H249V32L251 33V35L249 34V36L247 35V37H246V39H244L243 41V44L241 45V47H238V48H236V49H230V47H231V45H232V42L231 41H226V40H223L224 38H222V34H221V32H219V31H212V29L209 31H207V29L209 28H207L206 29V31L205 32H207L205 35H203V39H202V41H205V50H206V59H207V62L209 63L208 64V72H207V75H208V77H209V79H210V87L209 88H204L203 87V85H202V83H201V79L198 77V79H196V87H197V89H198V91L200 92V93H202V95H204L205 97H207L211 92H213V90L214 89H216V88H218L219 87V89L221 90V95H219V93H218V99L220 98V97H222L221 98V100H222V102L224 101V103H225V96H223L224 95V93H225V95H227V97H228V102L226 103V106L228 107V106H232L233 104H234V102L237 100V98L238 97H240V96H248L249 94H250V92L252 91V88H253V81H254V79H255V77H258V75L260 74V65H262V63H264V13L262 14L261 13V15H259V14H257V12H255L254 10H253V8H252V6L250 5V3H251V1H250V3H248L246 0H210V10L208 9L207 10V7H206V9H204L203 8V12H204V20H206V19H210V17H211V14H212V9H214V7L215 8H217V3H220ZM7 3V2H6ZM27 3V2H26ZM76 3H77V1H76ZM75 3V4H76ZM196 3V4H197ZM1 4V3H0ZM2 4H3V2H2ZM12 4V3H11ZM10 4V5H11ZM23 4H24V2H23ZM33 4V3H32ZM79 4V3H78ZM82 4V3H81ZM105 4V5H104ZM199 4V3H198ZM4 5H6V4H4ZM15 5V6H16ZM80 5V4H79ZM86 6H91V5H88V4H85ZM13 6V5H12ZM34 6V5H33ZM32 6V7H33ZM37 6V5H36ZM38 6H40V4L38 5ZM75 6V5H74ZM8 7V6H7ZM7 7H4L3 5L2 6H0V27H4V26H6V24H7V17H9L12 13L11 12H14L13 10H12V8L10 9V10H12V11H10V13L11 14H9V10H8V8ZM79 7V6H78ZM198 7V6H197ZM197 7H196V9H197ZM213 7V8H212ZM31 8V7H30ZM29 8V9H30ZM74 8V7H73ZM199 8V7H198ZM195 10V9H194ZM27 11H28V8H27ZM32 11V12H33ZM67 10H65V12H68ZM86 11V10H85ZM190 11V12H189ZM16 12H18V10L16 11ZM189 12V13H188ZM193 12V11H192ZM201 12V11H200ZM69 13V12H68ZM68 13L66 14V15H68ZM246 13V12H245ZM18 14V13H17ZM59 14V15H58ZM71 14V13H70ZM72 15V14H71ZM71 15H69V16H71ZM78 15V14H77ZM12 16V15H11ZM17 17H18V15H17ZM20 17H22V16H20ZM37 17V18H36ZM63 17V19L65 18L64 17V15L62 16ZM68 17V16H67ZM66 17V20L69 18H67ZM72 18H73V15L71 16ZM202 17H203V15H202ZM12 18V17H11ZM14 18V17H13ZM22 18V19H23ZM71 18V19H72ZM193 18H194V16H193ZM193 18H191V19H193ZM18 19V18H17ZM201 19V18H200ZM65 20V21H66ZM69 20V19H68ZM73 20V19H72ZM76 20H73V21H75V23L77 24V21ZM207 20V21H208ZM10 21H12V20H10ZM19 20H17V22H18ZM26 21H24V22H26ZM59 21H61V22H59ZM8 22H9V20H8ZM22 22V21H21ZM24 22H22V23H20V24H24ZM35 22H37V21H35ZM70 22V21H69ZM206 23V22H205ZM205 23H204V25H205ZM8 25V24H7ZM34 26L32 23L31 24H29V27L31 28L32 26ZM198 25V24H197ZM203 25V24H202ZM201 25V26H202ZM13 26V25H12ZM25 26V28H27L26 26H28V25H24ZM200 26V25H199ZM198 26V27H199ZM200 26V27H201ZM16 27V26H15ZM22 27H23V25H22ZM35 27V26H34ZM34 27H32V28H34ZM86 27V28H87ZM17 28V27H16ZM24 28V29H25ZM76 28V27H75ZM85 28V30H87ZM3 29V28H2ZM6 30H7V28H5ZM24 29H22V30H24ZM35 29H37L36 27H35ZM34 29V30H35ZM79 29V28H78ZM9 30V29H8ZM18 30V29H17ZM20 30V29H19ZM27 30V29H26ZM25 30V32L27 33V31ZM33 30V31H34ZM40 30V29H39ZM70 30V31H71ZM79 30H82V28L81 29H79ZM201 30V29H200ZM214 30V29H213ZM1 31V30H0ZM3 31V30H2ZM32 30H30V32H31ZM42 31V30H41ZM91 31H90V33H91ZM198 31H199V29H198ZM14 32V31H13ZM18 32V31H17ZM22 32V31H21ZM24 32V31H23ZM36 32V31H35ZM87 32H89V30L87 31ZM205 32H203V33H205ZM3 32H1V34H2ZM7 33V32H6ZM25 33V34H26ZM68 33H71V32H68ZM67 33V34H68ZM74 33V32H73ZM0 34V35H1ZM9 34V33H8ZM20 35H21V33H19ZM29 34V33H28ZM31 34L33 35L34 33H32L31 32ZM84 34V33H83ZM14 35H15V33H14ZM16 35H18V33L16 34ZM24 34H22V36H23ZM79 35V34H78ZM85 35V34H84ZM3 36L4 35H2V37L1 38H3ZM13 36V35H12ZM19 36V35H18ZM27 36V35H26ZM41 36V37H42ZM83 36V35H82ZM85 36H87L88 37V34H86ZM90 36V35H89ZM15 37V36H14ZM17 37V36H16ZM21 37V36H20ZM28 38L27 39H29V35L27 36ZM30 37H31V35H30ZM33 37V36H32ZM68 37H69V35H68ZM73 37V36H72ZM77 37V36H76ZM8 38V37H7ZM22 38V37H21ZM67 38V37H66ZM86 38V37H85ZM202 38V37H201ZM5 39H6V37H5ZM4 39V40H5ZM18 40H19V38H17ZM82 39V38H81ZM259 39H260V41L261 42H258L259 41ZM24 40H26V38L24 39ZM23 40V41H24ZM31 40H33V39H31ZM72 40V39H71ZM77 40V39H76ZM85 40V39H84ZM200 40V39H199ZM3 41V40H2ZM1 41V42H2ZM7 41V40H6ZM16 41V40H15ZM36 41V40H35ZM90 41V42H89ZM12 42V41H11ZM40 42V41H39ZM38 42V43H39ZM68 41H66V43H67ZM35 43V42H34ZM50 43V44H49ZM69 43V42H68ZM71 44H73V42H70ZM198 43V44H197ZM4 44H5V42H4ZM7 44V43H6ZM15 44V43H14ZM22 44V43H21ZM32 44H33V42H32ZM41 44V43H40ZM56 44V43H55ZM71 44H69V46L71 45ZM0 45H2V44H0ZM34 45V44H33ZM82 45V44H81ZM4 46V45H3ZM6 46V45H5ZM9 46H10V44H9ZM23 46V45H22ZM37 46H39V44L37 45ZM36 46V47H37ZM45 46H43L42 48H45ZM7 47V46H6ZM29 47H31L30 45H29ZM52 49H53V51H55L54 49H56V48H54L55 47V45H54V47H52V46H50ZM64 47V48H65ZM199 47V46H198ZM3 48V47H2ZM33 48V47H32ZM40 48V47H39ZM38 48V49H39ZM58 48V47H57ZM68 48V47H67ZM197 48V47H196ZM5 49V48H4ZM31 49V48H30ZM48 48H46V50H47ZM63 49V48H62ZM71 49V48H70ZM75 49V48H74ZM42 50V49H41ZM44 50V49H43ZM57 50V49H56ZM65 51L64 52H67L66 51V49H64ZM69 50V49H68ZM77 50V49H76ZM75 50V51H76ZM2 51V50H1ZM25 51H26V49H25ZM25 51H23V52H25ZM29 51V50H28ZM48 51V50H47ZM71 51H73V50H71ZM197 51V50H196ZM196 51H194V52H196ZM3 52V51H2ZM17 52V51H16ZM40 52H42V51H40ZM46 52V51H45ZM69 52H70V50H69ZM68 52V53H69ZM3 53H6V52H3ZM58 53V52H57ZM193 53V52H192ZM44 54V53H43ZM47 54V53H46ZM191 54V53H190ZM194 54V53H193ZM0 55H2V53L0 54ZM6 55V54H5ZM15 55H16V53H14L13 54V56L15 57ZM51 55V54H50ZM74 55V54H73ZM72 55V56H73ZM8 56V55H7ZM17 56H20V55H17ZM23 56V55H22ZM40 56V55H39ZM47 56V55H46ZM49 56V55H48ZM47 56V57H48ZM65 56V55H64ZM185 56V55H184ZM186 56H190V55H186ZM193 56V55H192ZM21 57V56H20ZM38 57V56H37ZM41 57V56H40ZM42 57H43V55H42ZM191 57V56H190ZM22 58V57H21ZM23 58H25V57H23ZM39 58V57H38ZM64 58V57H63ZM189 58V57H188ZM68 59H69V61H68ZM185 61H187V66H188V68L186 69V70H193L192 72L195 74V77L196 76H198V74H197V69L198 68H196V67H198V66H196L195 64H193V62L191 63L190 62V58H189V61L187 60V57H184L183 58ZM19 60V59H18ZM22 60H24V59H22ZM47 60V59H46ZM45 60V63H46V65H47V62L49 61H46ZM55 60V59H54ZM76 60L75 59H73L72 60V63H73V61H74V63L73 64H75L76 63V65L77 64H79V63H81V62H79V60L77 61V62H79V63H77L76 62ZM89 60H90V58H89ZM183 60V61H184ZM6 61V60H5ZM9 61V60H8ZM12 61H14V60H12ZM17 61V60H16ZM44 61V60H43ZM55 61H57V60H55ZM183 61H182V63L180 64V63H178V64H180V65H182L183 64V66H184V63H183ZM26 62H27V60H26ZM50 62V63H51ZM106 62V63H105ZM2 63H4V62H2ZM11 63V62H10ZM19 63H21V62H19ZM84 63V64H83ZM87 63V62H86ZM88 63H89V61H88ZM7 64V63H6ZM12 64H14V63H12ZM21 64H23V63H21ZM177 64V65H178ZM185 64H186V62H185ZM20 65V64H19ZM48 65H49V62H48ZM89 65V66H88ZM6 66V65H5ZM31 66V67H30ZM68 66V65H67ZM196 66V67H195ZM14 67V66H13ZM12 67V68H13ZM30 67V68H29ZM77 67V66H76ZM174 67H176V65L174 66ZM177 67H179V66H177ZM78 68H79V66H78ZM182 68V67H181ZM8 69H9V67H8ZM11 69V68H10ZM73 69V68H72ZM174 69V68H173ZM176 69V68H175ZM178 69V68H177ZM179 69H180V67H179ZM6 70H7V66H6ZM74 70V69H73ZM90 70V69H89ZM106 70V71H107ZM182 72H184L185 74L188 72V71H186V70H184V68H182ZM1 71V70H0ZM3 71V70H2ZM11 71V70H10ZM13 71V70H12ZM105 71V72H106ZM167 71H170V69L169 70H167ZM180 71H181V69H180ZM13 72V73H14ZM21 72L23 73V74H21ZM27 72H26V74H27ZM75 72V71H74ZM103 72H104V70H103ZM104 72V73H105ZM2 73V72H1ZM77 73V72H76ZM76 73H74L75 74V77H76ZM97 73L96 74H94V75H97ZM189 73V72H188ZM11 74H12V72H11ZM10 74V75H11ZM73 74V73H72ZM77 74V75H78ZM181 74V73H180ZM6 76H7V74H5ZM28 75V74H27ZM152 75V74H151ZM183 75V74H182ZM181 75V76H182ZM1 76V75H0ZM6 76H5V78H6ZM153 76V78H155L154 77V75H152ZM156 76V75H155ZM186 77H184V79H182L183 80V82L180 84V86H182V88H187L188 87V80H189V77H188V75H185ZM243 78H242V77ZM14 77H16V75L14 76ZM22 77V76H21ZM69 77V78H70ZM92 77V76H91ZM150 77V76H149ZM2 78V77H1ZM19 78V77H18ZM23 78H24V76H23ZM22 78V79H23ZM152 78V77H151ZM150 78V79H151ZM152 78V79H153ZM166 78V77H165ZM183 78V77H182ZM3 79H4V77H3ZM6 79H8V78H6ZM11 79V78H10ZM27 79V78H26ZM86 79H87V77L85 78V81H86ZM102 80H104V78L102 77L101 78ZM151 79V80H152ZM156 79V78H155ZM208 79V78H207ZM14 80H15V78H14ZM91 80H93L92 78H91ZM151 80H149V79H147L146 81H147V83H148V85L147 86H149V84L150 83H152V81ZM242 80V81H241ZM4 81H6L5 79H4ZM16 81V80H15ZM19 81H20V79H19ZM26 81V80H25ZM90 80L88 79V82H89ZM111 81H113V82H111ZM145 81V82H146ZM148 81H151V82H148ZM189 81H191V79L189 80ZM194 80H192V82H193ZM0 82H2L1 80H0ZM66 82H68L69 83V86H68V88L66 87L68 84L66 83ZM92 82V81H91ZM165 82H167V80L165 81ZM164 82V83H165ZM13 83V82H12ZM87 83V82H86ZM147 83H145V84H147ZM20 84V83H19ZM21 84H23V82H21ZM67 84V85H66ZM92 85V83H90L89 82V85ZM153 84V83H152ZM168 84V83H167ZM166 84V85H167ZM1 85V84H0ZM12 85V84H11ZM14 85H16V84H14ZM71 85H73V87H70ZM83 85H85V83L83 84ZM190 85V84H189ZM86 86H87V88H86ZM86 86L82 89V90H84V89H86V90H91V88H88V84H86ZM110 86V88L107 90L106 88L107 87H109ZM152 86V85H151ZM151 86H149V87H151ZM168 86V85H167ZM13 87V86H12ZM69 87H70V89H69ZM111 87H112V89H111ZM143 87L145 88V86H142V89H143ZM16 88V87H15ZM5 89V88H4ZM13 89V88H12ZM146 89L147 88H145V90H143L144 92L146 91ZM189 89V88H188ZM7 90H8V88H7ZM6 90V91H7ZM10 90V89H9ZM86 90H84L85 92H87ZM92 90H93V88H92ZM149 90V89H148ZM165 90H167V92L165 91ZM187 90V89H186ZM186 90H184V92H187ZM14 91V90H13ZM21 91V90H20ZM126 91V92H125ZM1 92H2V90H1ZM85 92H81L82 94H85ZM92 93H94L93 91H91ZM149 92V91H148ZM148 92H146V93H148ZM153 92V91H152ZM5 93V92H4ZM8 93H9V91H8ZM7 93V94H8ZM13 93V92H12ZM90 93V92H89ZM91 93V94H92ZM100 93H98L99 94V96H101L100 95ZM141 93V92H140ZM143 93V92H142ZM146 93H143L144 94V96L143 97H145L146 98V96H147V101L144 103V106L146 107V105H148V104H146V103H150V102H154L155 100L151 97V94H146ZM150 93H151V91H150ZM228 93V94H227ZM11 94V93H10ZM22 94H23V92H22ZM81 94V95H82ZM97 94V95H98ZM142 94V95H143ZM153 94V93H152ZM157 94V95H158ZM187 94V93H186ZM214 94V93H213ZM13 95H15V93L13 94ZM32 95V94H31ZM90 94H88V96H89ZM95 95V94H94ZM131 95V96H132ZM134 95H136V94H134ZM133 95V96H134ZM154 95V97H155V94H153ZM152 95V96H153ZM10 96H12V95H10ZM17 95H15V97H16ZM20 96H22V95H20ZM85 95H83V97H84ZM87 96V97H88ZM130 96V95H129ZM136 96H139V94H137ZM6 97V96H5ZM7 97H8V95H7ZM35 97V96H34ZM35 97V98H36ZM72 97V98H71ZM76 97V96H75ZM86 97V96H85ZM87 97H86V99H87ZM91 97V95L88 97V98H90ZM96 97H98V96H96ZM128 97V95L126 94V98ZM142 97V96H141ZM141 97H140V99H141ZM158 97V96H157ZM167 97V96H166ZM216 97V96H215ZM1 98H3V96L1 97ZM0 98V99H1ZM13 98V97H12ZM35 98H32L33 100L35 99ZM81 98V97H80ZM122 98V99H123ZM144 98V99H145ZM159 98V97H158ZM165 98V97H164ZM217 98V97H216ZM17 99V98H16ZM16 99L14 98V100L16 101ZM32 99H30V101H28V102H30V103H33L32 101ZM81 99H84V98H81ZM86 99H85V101H86ZM91 99V98H90ZM89 99V100H90ZM93 99V100H92ZM92 99L90 100L91 102H93L94 101V99L95 98H93L92 97ZM98 98H96L95 100H97ZM99 99H101V97H99ZM125 99V98H124ZM127 99H129V98H127ZM126 99V100H127ZM132 99V98H131ZM136 99H137V97H136ZM217 99V100H218ZM1 100H4V98L3 99H1ZM11 100V102H13V99H10ZM27 100H28V98H27ZM32 100V101H31ZM77 100V99H76ZM113 100V101H112ZM133 100V99H132ZM159 100H161L160 98H159ZM159 100L157 101L156 100V102H157V104H161V103H158L159 102ZM220 100V101H221ZM7 101V100H6ZM9 101V100H8ZM85 101H83L84 102V104L87 102H85ZM103 100L101 99V101H97V102H95V104H93V108H94V105L95 106H97L99 103L101 104V103H103V104H105L104 102H102ZM129 101V100H128ZM135 101V100H134ZM35 102V103H36ZM78 102V101H77ZM90 102V106H91V103ZM137 102V101H136ZM140 102H141V104L143 103V100L141 101L140 100ZM221 102V103H222ZM9 103H10V101H9ZM14 103V102H13ZM22 103V102H21ZM35 103H33V105L35 104ZM76 103V102H75ZM79 103V102H78ZM77 103V104H78ZM109 103H106V104H109ZM117 104H116V106L117 105H119L118 104V102H116ZM126 103V102H125ZM80 104V103H79ZM88 106H89V104L88 103H86ZM120 104H122V103H120ZM128 104H129V102H128ZM128 104H125L126 106L125 107H127V105ZM138 103H136V106H139V108H140V104L139 105H137ZM146 104V105H145ZM11 105V104H10ZM9 105V106H10ZM28 105V104H27ZM33 105L31 104V106L33 107ZM37 105V104H36ZM35 105V106H36ZM40 105H38L39 107H40ZM134 105V104H133ZM143 105V104H142ZM159 105H156V108H157V106H159ZM21 106V105H20ZM30 106V107H31ZM121 106L122 105H120L119 107L121 108ZM152 106H153V104H152ZM225 106V107H226ZM15 107V106H14ZM26 107V106H25ZM29 107V108H30ZM80 107H81V105H80ZM83 107V106H82ZM87 107V106H86ZM101 107H103V106H101ZM104 107H105V105H104ZM111 107V106H110ZM114 107V106H113ZM112 107V108H113ZM124 107V109L125 110H128L127 108H125ZM130 107V106H129ZM149 107H150V105H149ZM155 107V106H154ZM153 107V108H154ZM3 108V107H2ZM20 108V107H19ZM21 108H23V107H21ZM70 108V107H69ZM89 108V107H88ZM100 108V107H99ZM112 108H111V110H112ZM122 108H123V106H122ZM121 108V109H122ZM139 108H137V109H139ZM152 108V107H151ZM33 109V108H32ZM68 109V108H67ZM72 109V108H71ZM97 110H102V108H100V109H98V107L96 108ZM105 109V108H104ZM107 109V108H106ZM105 109V110H106ZM116 109V108H115ZM124 109H122L121 111L119 110V111H117V112H121V115H120V118H121V116H122V112H126V111H124ZM130 109V108H129ZM145 109V108H144ZM5 110V109H4ZM4 110H2V109H0V111H4ZM8 109H6V111H7ZM79 110H81V109H79ZM90 110V108L88 109V111ZM92 110V109H91ZM90 110V111H91ZM109 110V109H108ZM117 110H118V108H117ZM157 110V109H156ZM20 111V110H19ZM23 111V110H22ZM30 111H32L31 109H30ZM32 111V112H33ZM62 111V112H63ZM69 111H71V110H69ZM74 111V114L76 113L75 112V109L73 110ZM73 111H71V112H73ZM81 111H84L83 109L81 110ZM94 111H96V110H93V112ZM112 111H114V110H112ZM111 111V112H112ZM116 111V110H115ZM129 111H132V110H129ZM134 111H136L137 112V110H134ZM9 112V111H8ZM21 112V111H20ZM24 112V111H23ZM61 112V111H60ZM86 112V111H85ZM93 112H91V113H93ZM99 113H100V111H98ZM102 112V114L103 115H107V114H105V113H103V111H101ZM136 112H133V113H135L136 114ZM156 112V111H155ZM7 113V112H6ZM31 113V112H30ZM90 113V114H91ZM95 113V112H94ZM93 113V114H94ZM107 113H109V112H107ZM116 113V112H115ZM126 113H128V112H126ZM129 113H131V112H129ZM132 113V114H133ZM147 113V112H146ZM149 113H150V111H149ZM149 113H147L148 115H149ZM152 113V112H151ZM150 113V114H151ZM4 113L2 112V114H0V119L1 120H3L2 118H1V116L3 115ZM83 114H86V113H84V112H82V115ZM92 114V115H93ZM98 114V113H97ZM97 114H96V117H97ZM137 114H138V112H137ZM145 114V113H144ZM15 117H13L12 119H14V120H16V119H18L19 118V116H18V114L16 115V114H13ZM27 115H29L28 113H27ZM54 115V114H53ZM62 115V114H61ZM69 116L71 115V114H68ZM87 115V114H86ZM98 115H100L101 116V114H98ZM113 115V114H112ZM116 116L117 115H119V114H115ZM124 115V114H123ZM9 116V115H8ZM25 116V115H24ZM32 116V115H31ZM81 116V115H80ZM88 116H89V114H88ZM88 116L86 117V116H84V117H86V118H88ZM95 116V115H94ZM125 116H126V114H125ZM133 116H134V114H133ZM135 116H137V115H135ZM135 116H134V118H135ZM3 117V116H2ZM28 117V116H27ZM48 117V116H47ZM46 116H45V118H47ZM53 117V116H52ZM51 117V118H52ZM59 117H60V115H59ZM92 117V116H91ZM91 117L89 116V118L91 119ZM107 117V116H106ZM111 117V116H110ZM122 117H124V116H122ZM127 117V116H126ZM139 117H141V118H138V119H145V118H143V116H139ZM144 117H146V116H144ZM154 117V116H153ZM175 117V116H174ZM4 118V117H3ZM49 118H50V116H49ZM64 118V117H63ZM67 118H68V116H67ZM73 118V117H72ZM78 118V117H77ZM81 118H83V117H81ZM85 118V119H86ZM95 118V117H94ZM108 118V117H107ZM118 117H116V119H117ZM146 118H148V117H146ZM150 119L149 120H151V118H152V116H150L149 117ZM176 118V117H175ZM5 119L7 120V118H4V120H3V122H6L5 121ZM11 119V118H10ZM10 119H9V121H10ZM35 119V118H34ZM48 119V118H47ZM90 119H88V120H90ZM100 119H104V116H103V118H100ZM99 119V121H101ZM112 119V118H111ZM111 119H107V121L109 122V120H111ZM115 119V120H116ZM123 119V118H122ZM126 119V118H125ZM155 119H156V117H155ZM170 119H172L171 117H170ZM14 120H13V122H14ZM32 120V119H31ZM56 120H58V119H56ZM55 120V121H56ZM82 120H84V119H82ZM114 120V119H113ZM136 120H137V118H136ZM148 120V119H147ZM173 120V119H172ZM8 121V122H9ZM43 121H44V119H43ZM47 121V120H46ZM45 121V122H46ZM78 121H80L81 122V119L79 118V120ZM85 121V120H84ZM87 121V120H86ZM91 121H92V119H91ZM99 121H96V122H99ZM126 121H127V119H126ZM140 121V120H139ZM144 121V120H143ZM146 121V120H145ZM1 122V121H0ZM3 122H1V123H3ZM23 122V121H22ZM37 122V121H36ZM39 122V121H38ZM93 122V121H92ZM102 122V121H101ZM101 122H100V124L99 123H97L98 125H102V128H101V126H100V129H103V127H104V125L103 124H101ZM103 122H104V120H103ZM106 122V121H105ZM108 122H106V123H108ZM123 122V121H122ZM171 122V121H170ZM7 123V122H6ZM29 123V122H28ZM82 123V122H81ZM87 123V122H86ZM85 123V124H86ZM117 123H120V125H121V121L120 120H118V122H117V120H116V124ZM127 123V122H126ZM132 123V122H131ZM130 123V121H129V124H131ZM3 124H5V123H3ZM82 124H84V122L82 123ZM96 124V125H97ZM109 125L111 124V123H108ZM113 124H115V122L113 123L112 122V126H114ZM123 124H125L124 122H123ZM1 125V124H0ZM6 125V124H5ZM5 125H4V127H5ZM24 125V124H23ZM27 125V124H26ZM107 125V124H106ZM105 125V126H106ZM126 125H128V124H126ZM125 125V126H126ZM9 126H10V124H9ZM12 126V125H11ZM11 126H10V128H11ZM21 126V125H20ZM28 126H29V124H28ZM32 126V125H31ZM119 128H121L120 126H119V124L117 125ZM131 127L133 126V124H131L130 125ZM129 126V127H130ZM7 127V126H6ZM115 127V126H114ZM128 127V126H127ZM126 127V128H127ZM7 128H9V127H7ZM24 128V127H23ZM94 128H96L95 127V125H94ZM105 128V127H104ZM113 128V127H112ZM112 128H110L109 127V129L108 130H110L111 131V129ZM119 128H118V130H119ZM135 128V127H134ZM134 128H127V130L125 129V127H124V130L125 131H128V129H129V131L131 130V129H134ZM5 129V128H4ZM25 129V128H24ZM97 130L99 129V126H98V128H96ZM116 129H117V127H116ZM25 130H27V129H25ZM42 130V129H41ZM95 130V129H94ZM105 130V129H104ZM103 130V131H104ZM118 130H115V128H114V130L112 129V131H116V133H114V137H112L113 139H116L115 138V136H117L118 135ZM123 128H121V130H119V132H122L123 133ZM1 131V130H0ZM4 131V130H3ZM9 131V130H8ZM43 131V130H42ZM100 131H102V130H100ZM132 131V130H131ZM27 132V131H26ZM44 132V131H43ZM6 133H7V131H6ZM41 133V132H40ZM50 134V133H49ZM116 134V135H115ZM12 135V134H11ZM53 135V134H52ZM121 135V134H120ZM14 136V135H13ZM56 136V135H55ZM54 136V137H55ZM64 136V135H63ZM96 136H98V133L97 134H95V137ZM1 137V136H0ZM32 137V136H31ZM59 137V136H58ZM94 137V138H95ZM101 136H99V138H100ZM123 137L124 136H122V140L120 139L121 138V136L119 137V136H117V138H119V139H116V140H118V144H119V141H121V144L123 145V141H124V145H125V140L123 139ZM3 138H4V136H3ZM15 138H17V137H15ZM27 138V137H26ZM93 138V139H94ZM103 138V137H102ZM102 138H100V139H102ZM19 140L17 141V143H16V145L18 144L19 145V147L21 146V149H22V153H26L27 155H25L24 157H26V159H25V161H31V158L30 157H35V161H34V165H36V167L38 168V166H40L42 169H44V168H46V167H49V169L47 170V172L49 173V175L51 176V179H53L54 178V176L53 175H55V174H58L59 173V171H65L66 172V169H68L67 167L68 166H70V165H68L69 163H71V162H75L74 160L73 161H71L70 160V162H67V160L69 161V157L67 158V159H65L64 160V158H61L62 156L60 155L61 154V149H63L61 146H59V147H61L60 148V151L61 152H55V150L53 151V144H52V150H49V149H45V146H44V148H41V149H38L37 151H34V152H31V154L29 153V155H28V152L29 151H27V149L26 150H23V149H25V146H27V143H25L24 144V142L22 143V141L20 140V138H18ZM22 139V138H21ZM28 139V138H27ZM65 139H68L67 137L65 138ZM82 139L84 140L83 142H86V140L84 139V138H81V141H82ZM93 139H92V141H90V143L91 142H93ZM99 139V140H100ZM4 140V139H3ZM38 140V139H37ZM94 140H96V139H94ZM116 140H114V141H116ZM1 141V140H0ZM27 141V140H26ZM50 141V140H49ZM54 141H56L55 139H54ZM62 141V140H61ZM63 141H64V139H63ZM88 141V140H87ZM97 141H98V139H97ZM102 141V140H101ZM114 141H113V143H114ZM6 142V141H5ZM79 142V141H78ZM77 142V143H78ZM102 142H104V141H102ZM117 142V141H116ZM51 143V142H50ZM54 143V142H53ZM62 144H63V142H61ZM70 144V142H68V140H67V142L65 143L66 145H69ZM99 143V142H98ZM4 144V143H3ZM7 144V143H6ZM8 144H10L9 142H8ZM43 144V143H42ZM82 144V143H81ZM93 144V143H92ZM100 144V143H99ZM98 144V145H99ZM13 143H11V147H13ZM45 145H46V143H45ZM94 145H96V144H94ZM98 145H96V146H98ZM103 145H105L104 143H103ZM117 145V144H116ZM116 145H114L115 147H116ZM122 145H121V148H122ZM130 145V146H129ZM134 145H136V144H134ZM157 145V144H156ZM3 146V145H2ZM8 146H10V145H8ZM7 146V147H8ZM102 146V145H101ZM111 146H112V144L110 145V148H111ZM114 146H112V148L114 147ZM119 146V145H118ZM131 147L132 145L130 144V143H128V145H127V141H126V147ZM59 147L57 148V150L59 149ZM64 147V146H63ZM114 147V148H115ZM125 146H124V148H126ZM133 147V146H132ZM156 147V146H155ZM13 148H15V147H13ZM51 148V147H50ZM83 148V147H82ZM89 148H90V146L88 147L87 146V149L89 150ZM101 148V147H100ZM110 148H108L109 149V151H110ZM114 148H113V151H114ZM118 147H116V149H115V153L119 150V149H117ZM119 148H120V146H119ZM134 148H135V146H134ZM133 148V149H134ZM21 149H19V151L21 152ZM56 149V148H55ZM66 150H69V147H66L65 148ZM64 149V152L66 151ZM71 149V148H70ZM74 149V148H73ZM72 149V150H73ZM86 149V147H85V150H87ZM94 149H95V147H94ZM107 149V150H108ZM126 149H128V148H126ZM140 149H141V151H142V147H140ZM140 149L139 148H136V151L137 150H139L140 151ZM145 148L143 147V150H144ZM1 150V149H0ZM7 150V149H6ZM72 150H69V151H67V153L68 152H70V151H72ZM77 150H79V149H77ZM84 149H82L81 151H83ZM92 152H93V149H90ZM107 150H105L106 152H107ZM112 150V149H111ZM117 150V151H116ZM9 151H10V148H9ZM19 151H18V153H15L14 155H13V151H12V154L10 155V154H6V153H2L3 152V149H2V151H0V158H3V159H5L6 161H7V158H10L11 157V159H15V158H17L19 155ZM51 151V152H50ZM80 151V150H79ZM91 151H89V153H91V155H92V152ZM95 151V150H94ZM120 151H122V152H124L122 149L120 150ZM145 151V150H144ZM5 152V151H4ZM74 152H75V150H74ZM77 153H81V152H78V151H76ZM111 152V151H110ZM114 152H112V153H114ZM134 152V151H133ZM11 153V152H10ZM67 153H65V154H67ZM76 153V154H77ZM82 153H85L84 151L82 152ZM89 153L88 154H82V155H84V156H86V155H89ZM94 153V152H93ZM115 153L114 154H111V153H106V154H111L112 156L114 155V159L115 160H118V157H117V154L115 155ZM121 153V152H120ZM120 153H118V155H120ZM124 153H127V151H125ZM123 153V154H124ZM142 153V154H141ZM237 153H239L238 155H237ZM62 154H64V153H62ZM95 155H96V153H94ZM93 154V155H94ZM122 154V155H123ZM135 154V153H134ZM133 153H132V155H134ZM138 154V153H137ZM145 154V156H146V153H144ZM244 154H245V152L243 151V149L242 150H237L236 152H235V155L237 156V157H239V158H241V160L244 158ZM18 155V156H17ZM73 155H75V153L73 154ZM81 155V154H80ZM92 155V156H93ZM109 155H108V157H109ZM136 155V154H135ZM134 155V156H135ZM138 155H143V151L142 152H139V154ZM148 155V154H147ZM150 155V154H149ZM21 156V155H20ZM23 156V155H22ZM65 156V155H64ZM90 156V155H89ZM98 156V155H97ZM97 156H95V157H97ZM103 156V155H102ZM104 156H105V154H104ZM111 156V157H112ZM117 157V159H116V157ZM134 156H131V153H130V157H134ZM23 157V158H24ZM67 157V156H66ZM65 157V158H66ZM71 157H72V155H71ZM78 157H79V155H78ZM100 157V156H99ZM106 158H107V160H108V157L107 156H105ZM110 157V158H111ZM130 157H128V158H130ZM138 157V156H137ZM137 157H134V159L135 158H137ZM19 158V157H18ZM73 158H75V157H73ZM82 158V157H81ZM103 157H101V159H102ZM125 158V157H124ZM128 158H126L127 159V161H128ZM146 158H148V157H146ZM145 157H144V159L142 158V160H145L146 159ZM153 158V157H152ZM76 159H77V156H76ZM79 159V158H78ZM77 159V160H78ZM83 159H85V157L83 158ZM82 159V160H83ZM88 159V158H87ZM98 159V158H97ZM96 159V160H97ZM100 159V158H99ZM98 159V160H99ZM100 159V160H101ZM105 159V158H104ZM103 159V160H104ZM121 159L123 160V158H121L120 157V163L122 162L121 161ZM138 159V158H137ZM140 159V158H139ZM154 159H155V157H154ZM19 162H21V160H19V159H17ZM89 160V159H88ZM92 160V159H91ZM91 160H89L90 162H89V166H92V165H94V164H92L91 162ZM96 160H95V162H96ZM107 160H104V162H105V164L107 165L108 164V161ZM111 161H112V159H110ZM132 160V159H131ZM141 160V159H140ZM148 160H150V159H148ZM245 160H246V157H245ZM1 161V160H0ZM11 161H13V160H11ZM22 161H23V159H22ZM24 161V162H25ZM111 161H109V162H111ZM151 161V163H152V160H150ZM149 161V162H150ZM243 161V160H242ZM16 162V164H17V161H15ZM23 162V163H24ZM27 162V163H28ZM84 162V161H83ZM102 161H100V163H101ZM104 162H102L103 164H104ZM114 163L116 162V161H113ZM118 162V161H117ZM145 162L147 163L148 161L147 160H145ZM6 162H4V164H5ZM7 163H8V161H7ZM6 163V164H7ZM11 163V162H10ZM23 163H21V164H23ZM31 163V162H30ZM32 163H31V166H33L32 165ZM88 163V162H87ZM102 163H101V165H102ZM114 163H113V165H114ZM127 163H132V162H130V160H129V162H127ZM134 163V162H133ZM140 163V162H139ZM245 163V162H244ZM14 164V163H13ZM15 164V165H16ZM20 164V163H19ZM20 164V165H21ZM25 164V163H24ZM76 164V163H75ZM79 164H80V162H79ZM86 164V163H85ZM90 164H92V165H90ZM95 164H97L98 165V163H95ZM110 164H112V162L110 163ZM109 164V165H110ZM124 163H122V165L121 166H119V168H122V166H124L123 165ZM135 164H137L136 163V161H135ZM143 164V163H142ZM142 164H139L140 166L142 165ZM150 164V163H149ZM246 164L247 165H249L250 163L249 162H247L246 161ZM8 165H9V163H8ZM29 166H30V164H28ZM81 165V167H83L82 166V164H80ZM84 165V164H83ZM108 165V167H110ZM117 165V164H116ZM134 165V164H133ZM139 165H134V167H135V169H136V166L139 168ZM147 165V164H146ZM10 166V165H9ZM12 166V165H11ZM16 166H18V164L16 165ZM84 166H87V167H89L88 166V164L87 165H84ZM100 166V165H99ZM104 166V168H105V165H102V167ZM126 166H128V164L126 165ZM132 165H130V167H131ZM144 166H145V164H144ZM151 166V165H150ZM6 167V166H5ZM15 167V166H14ZM13 167V168H14ZM23 167V166H22ZM21 167V168H22ZM36 167L34 168V169H36ZM80 166H73V169H72V174L71 175H77V174H79L80 172H81V169H82V173L80 174L81 176H82V174L83 173H86L85 171L86 170H84L83 168H81ZM94 167H96V169H94ZM101 167V166H100ZM99 168V170L100 169H103V171H105L106 169H109V168H106V169H104V168ZM114 167H116V166H114ZM133 167V166H132ZM147 167H149L148 165L146 166V168ZM4 168V167H3ZM11 168V167H10ZM20 168V167H19ZM24 168H26V165H25V167ZM29 168V167H28ZM66 168V169H65ZM84 168H86V167H84ZM90 168V167H89ZM92 168L94 169L93 171H94V173H96L97 172V166L96 165H94V166H92ZM118 168V167H117ZM116 168V169H117ZM146 168L144 169L145 170V172H144V170H143V173H146ZM1 169H2V167H1ZM0 169V170H1ZM5 169H7V168H5ZM12 169V168H11ZM17 169H18V167H17ZM23 169V168H22ZM31 169V168H30ZM63 169H65V170H63ZM70 169V168H69ZM110 169L112 170L113 168H111L110 167ZM116 169H114L113 171H117V172H119L121 175L123 174L122 172H120V171H118V169L116 170ZM131 169H133V168H131ZM135 169H134V171H135ZM140 169V171H141V167L139 168ZM249 169V171L248 170H245L244 168H241L240 166H238L236 163H234V170L236 171V175H237V177H236V180H235V182H234V184H232L233 186L232 187H230V188H226V187H222L221 189V193H220V195H221V197L219 198V199H221V201H222V199L224 198V196L226 195V194H231V198H230V200H233V202L235 203V207H234V209H230V211H227L226 213H219L218 211H214L215 213L216 212H218V213H216V217H215V219H218L219 220V223L218 222H216V223H214V226H215V224L218 226L219 224H220V227H218L219 229H220V232H221V234L223 235L222 237H224V240L223 239H221L219 242H223V243H225V244H227V243H229L230 245H232V243H233V240H234V238L237 236V238H235V239H237V241L239 242V236H243V237H245L246 238V240H247V238H251V239H253V237H252V235L254 236V234H260V232H261V229H263L264 227H262V225H264V224H262V223H260V222H263L264 223V221H262L260 218L259 219H257V217L259 216V215H257L258 213H256L255 211L253 212L252 211V209H254V207H258L257 205H260V207H262L263 208V211H264V196L263 195H261L260 194V185L259 184H261V183H264V171H259L257 168H254V167H249L248 168ZM7 170H9V169H7ZM21 170V169H20ZM27 170V169H26ZM87 170H91V169H87ZM95 170H96V172H95ZM119 170H121V169H119ZM128 170V169H127ZM148 170V169H147ZM10 171H13V172H17L16 170L14 171L13 169L12 170H10ZM22 171V170H21ZM31 171V170H30ZM34 171H37V170H34ZM68 171V170H67ZM84 171V172H83ZM102 171V170H101ZM101 171H100V173H101ZM110 171V170H109ZM109 171H107L106 170V172L107 173H109ZM122 171V170H121ZM126 171V170H125ZM131 171V170H130ZM140 171H137V174L140 172ZM1 173L3 172V170L2 171H0ZM23 172H24V169H23ZM45 172V171H44ZM65 172H63L64 174H65ZM105 172V173H106ZM131 172H133V171H131ZM149 171H147V173H148ZM152 172H153V170H152ZM152 172H151V174H152ZM156 172V171H155ZM22 173V172H21ZM20 173V174H21ZM33 173V172H32ZM36 173V172H35ZM38 173V172H37ZM40 173V172H39ZM67 173V172H66ZM68 173H71V172H68ZM91 173H92V171H91ZM97 173H99V172H97ZM105 173H103V175L105 174ZM114 174H115V172H113ZM113 173L112 174H110V178H111V175H113ZM126 173H127V171H126ZM129 174H130V172H128ZM142 173V172H141ZM165 173V172H164ZM18 174V173H17ZM31 174V173H30ZM60 174H61V172H60ZM64 174H62V175H64ZM119 174V175H120ZM125 174V173H124ZM128 174V175H129ZM135 174H136V172H135ZM150 174V175H151ZM159 174H162V172L160 173V172H158V174H156L155 173V175H159ZM11 175H13V174H11ZM32 175H34V174H32ZM40 175V174H39ZM48 175V174H47ZM79 175V177L80 178H82L81 176ZM91 175V174H90ZM108 175V174H107ZM106 175V177H108L109 178V176H107ZM117 176H119L118 174H116ZM115 175V176H116ZM130 175H132V174H130ZM134 175V174H133ZM138 175H140V173L138 174ZM142 175V174H141ZM140 175V177H138L137 178V176H133V177H136L137 179H139V180H142L141 179V177L143 176H141ZM148 175H149V173H148ZM147 175V176H148ZM150 175H149V177H150ZM154 175V172H153V174H152V176ZM154 175V176H155ZM15 175H13V177H14ZM18 176V175H17ZM41 176V175H40ZM43 176V175H42ZM50 176H48V178L50 177ZM53 176V177H52ZM68 176V175H67ZM93 176H94V174L93 175H91L90 177H92L93 178ZM114 176V175H113ZM112 176V178H114ZM117 176H116V178L115 179H119V178H117ZM124 176V175H123ZM146 175H145V178L147 177ZM28 177H31V176H28ZM33 178H34V176H32ZM32 177L30 178V179H32ZM37 177V176H36ZM45 177H47L46 175H45ZM71 177V176H70ZM133 177H131V178H133ZM26 178H27V176H26ZM42 178V177H41ZM55 178H56V176H55ZM53 179V180H56V179ZM58 178H59V176H58ZM62 178V177H61ZM65 178V176L62 178V179H64ZM84 178V177H83ZM95 178V177H94ZM102 178H103V176H102ZM101 177H100V179H102ZM123 178H125V177H123ZM122 178V179H123ZM153 178V177H152ZM167 178H168V176H167ZM14 179V183H15V180L17 179V181H18V179L19 178H16V176H15V178H13ZM70 179H72V178H70ZM99 179V180H100ZM106 179V178H105ZM128 178H127V174H126V180H127ZM132 180V181H134V183H135V181L138 183H140V181L139 180ZM148 179H151V178H146L145 180H147L148 181ZM0 180H1V177H0ZM29 180V179H28ZM42 180V179H41ZM65 180H66V178H65ZM74 180V179H73ZM95 180V179H94ZM94 180H92L93 182H95ZM98 180V179H97ZM104 180V179H103ZM103 180H101V181H103ZM125 180V179H124ZM124 180H122L123 181V183L126 181H124ZM130 180V178L127 180V181H129ZM59 180L57 179V182H53V181H51V183H52V185H51V191L50 192H54V193H57V192H59V191H64L63 190V188H65L66 186V184H63L65 187H63V185L61 184V182L59 181ZM72 181V180H71ZM90 179H89V181L88 182H92ZM108 181V182H107ZM104 180V182H105V186L107 185V187H104V189H110L111 190V192L113 191L112 189H114V187H116V180H114V179H111V181H109V180ZM131 181V180H130ZM33 182V181H32ZM64 182V181H63ZM67 182H69V180H68V178H67ZM79 182V181H78ZM87 182V183H88ZM99 182V181H98ZM98 182H97V184L96 185H98ZM106 182L108 183V184H106ZM11 183V182H10ZM18 183V182H17ZM31 183V182H30ZM35 183V182H34ZM45 183V182H44ZM49 183V182H48ZM76 183H77V181H76ZM96 183V182H95ZM99 183H101V182H99ZM122 183V184H123ZM129 183V182H128ZM132 183V182H131ZM2 184V183H1ZM19 184V183H18ZM17 184V185H18ZM50 184V183H49ZM49 184H47V183H45V187H49ZM68 184V183H67ZM71 184V183H70ZM91 184L92 183H90V186H91ZM103 184V183H102ZM121 184V186H122V188L124 187L125 188V185L123 186ZM136 184V183H135ZM134 184V185H135ZM27 185V184H26ZM41 185L42 184H40V186H39V189H41L40 187H41ZM69 185V184H68ZM87 185H89V183L87 184ZM95 185V184H94ZM94 185H92V186H94ZM115 185V186H114ZM141 185V184H140ZM8 186V185H7ZM98 186H100V185H98ZM103 186H104V184L103 185H101V187L100 188H103ZM127 186H129V185H127ZM136 186V185H135ZM16 187V186H15ZM37 187V186H36ZM44 187V186H43ZM47 187V188H48ZM71 187V186H70ZM95 187V186H94ZM229 187V186H228ZM30 188V187H29ZM35 188V187H34ZM47 188H45V191L44 190H42V191H44V193L46 192L47 193V191L46 190H48ZM49 188V189H50ZM67 188V187H66ZM72 188V187H71ZM90 187H88V188H86L85 187V189H89ZM91 188H93V187H91ZM127 188V187H126ZM95 189H96V187H95ZM103 189V190H104ZM106 189V190H107ZM116 189H117V187H116ZM120 189V188H119ZM118 189V190H119ZM128 189V188H127ZM27 190V189H26ZM36 190V189H35ZM69 190H70V188H69ZM81 190V189H80ZM83 190V189H82ZM90 190V189H89ZM92 190V189H91ZM97 190H99L98 188H97ZM110 190H107L106 192V195L105 196H111L109 193V191ZM120 190H122V189H120ZM71 191V190H70ZM79 191V190H78ZM85 190H83L82 192H84ZM93 191H95V190H93ZM114 191H115V189H114ZM127 191V190H126ZM21 192V191H20ZM64 192H69V191H64ZM64 192H61V193H63V194H65ZM87 190H86V195H87ZM96 192V191H95ZM101 192V191H100ZM103 192V191H102ZM109 192V193H108ZM118 192H120V191H116V192H112V193H115V194H117ZM123 192V191H122ZM125 192V191H124ZM124 192H123V194H124ZM54 193H51V194H53L54 196H55V194ZM70 193V192H69ZM85 193V192H84ZM84 193H82V194H84ZM96 193H98V192H96ZM94 194V195H97V196H99L100 197V195H102V193L100 194V195H98V194ZM121 193V192H120ZM125 193H127V192H125ZM72 194V193H71ZM82 194H79L80 196H82ZM122 194V193H121ZM60 195V194H59ZM66 195H68L67 193H66ZM72 195H74V194H72ZM76 195H77V193H76ZM75 195V196H76ZM79 195H77V197H75L77 200L79 199L78 197H80ZM85 195V194H84ZM93 195V194H92ZM118 196H119V193L117 194ZM208 195H209V193H208ZM207 195V196H208ZM219 195V196H220ZM22 196H23V194H22ZM46 196H48V197H50V196H52V195H50V194H48V195H46ZM62 196V195H61ZM103 197H105L104 195H102ZM117 196V197H118ZM125 196V195H124ZM56 197V196H55ZM54 197V198H55ZM58 197V196H57ZM70 197V196H69ZM72 197V196H71ZM84 197V196H83ZM86 197V196H85ZM94 197H96V196H94ZM98 197V198H99ZM113 196H111V198H112ZM116 197V196H115ZM121 197V196H120ZM127 197V196H126ZM209 197V196H208ZM65 198H66V196H65ZM68 198V197H67ZM101 198V197H100ZM99 198V199H100ZM124 198V197H123ZM123 198H121V200L123 199ZM17 199V198H16ZM53 199V198H52ZM69 199H71V198H68V201H69ZM75 199V200H76ZM80 199H81V197H80ZM104 198H101L100 199V201L101 200H103ZM107 199V198H106ZM105 199V200H106ZM108 199H110V198H108ZM107 199V200H108ZM14 200V199H13ZM23 200V199H22ZM21 200V201H22ZM28 200V199H27ZM55 200V199H54ZM72 200V199H71ZM71 200H70V202H71ZM106 200V201H107ZM111 200V199H110ZM113 200V199H112ZM115 200H116V198H115ZM115 200H113V201H115ZM118 200H119V198H118ZM123 200H126V199H123ZM24 201V200H23ZM65 201H67V200H65ZM84 201V200H83ZM99 201V200H98ZM105 201V202H106ZM109 201V200H108ZM11 202H13L12 200H11ZM27 203H28V201H26ZM61 202V201H60ZM62 202H64V201H62ZM70 202H69V204H70ZM82 202V201H81ZM104 202V203H105ZM118 203H121V201L119 202V201H117ZM116 202V203H117ZM124 201H122V203H123ZM126 202V201H125ZM17 203H18V201H17ZM20 203V202H19ZM32 203V202H31ZM30 203V204H31ZM55 203V202H54ZM109 204H110V206L112 205L111 203L112 202H108ZM114 203V202H113ZM115 203V204H116ZM222 203V202H221ZM225 203V202H224ZM26 204V203H25ZM56 204V203H55ZM63 204H65V202L63 203ZM61 205V206H59V204H58V206L61 208L62 206H63V208L65 207V206H67V204L68 203H66V205L64 206V205ZM75 202L73 203V206H72V203H71V208L72 207H74L75 206ZM109 204L107 205L108 207H109ZM227 204V203H226ZM226 204H225V206L223 205V203H222V205H219L220 207L221 206H223V209H225V207H226ZM15 206H17V204L15 205ZM21 206V205H20ZM23 206V205H22ZM32 206V205H31ZM117 206V205H116ZM115 206V207H116ZM118 206H121V205H118ZM125 206V205H124ZM123 206V208H125ZM11 207H12V205H11ZM18 207H19V204H18ZM28 207H30V206H28ZM56 207V206H55ZM58 207V208H59ZM68 207V206H67ZM111 207H113V206H111ZM210 207V206H209ZM209 207L207 206V208L209 209ZM212 207V206H211ZM228 207V206H227ZM17 208V207H16ZM23 208V207H22ZM27 208V207H26ZM69 208V207H68ZM67 208V209H68ZM114 208V207H113ZM117 208H119V207H117ZM117 208L115 209V211H117ZM121 208H122V206H121ZM121 208H119L118 210H121ZM164 208V207H163ZM188 208H190L189 206H188ZM222 208V207H221ZM192 209V208H191ZM13 210V209H12ZM17 210V209H16ZM55 210V209H54ZM53 210V212H55ZM60 210V209H59ZM58 210V211H59ZM123 210V209H122ZM189 210V209H188ZM227 210H228V208H227ZM255 210V209H254ZM257 210V209H256ZM258 210H260L259 209V207H258ZM262 210V209H261ZM260 210V211H261ZM14 211V210H13ZM31 211V209L29 210V211H24V212H26V213H28V212H30ZM42 211V210H41ZM40 211V212H41ZM57 211V212H58ZM71 211V210H70ZM113 210L111 209V212H112ZM208 211V210H207ZM15 212V211H14ZM18 212V211H17ZM20 212H21V208H20ZM62 212V211H61ZM121 212H123V211H121ZM120 212V213H121ZM166 212L167 213H169L168 212V210H166ZM210 212H212V210H210ZM13 213V212H12ZM11 213V214H12ZM21 213H23V212H21ZM25 213V214H26ZM51 213H52V210H51ZM56 213V212H55ZM55 213H53V214H55ZM71 213V212H70ZM100 213L101 212H99V215H100ZM103 213H105V212H103ZM119 213V212H118ZM119 213V214H120ZM202 213V212H201ZM263 213V212H262ZM19 214V217H20V213L18 212L17 213V215ZM33 214L35 215V213L33 212ZM41 214V213H40ZM53 214H52V216H53ZM200 214V213H199ZM23 215H24V213H23ZM12 216V215H11ZM41 216V215H40ZM49 216H51V214L49 215ZM55 216V215H54ZM101 216H102V214H101ZM193 216V215H192ZM213 216V215H212ZM257 216V217H256ZM10 217V216H9ZM9 217H7V219L9 218ZM18 217V216H17ZM24 217V216H23ZM33 217V216H32ZM42 217H43V215H42ZM103 217V216H102ZM193 217H195V216H193ZM193 217H191L192 219H193ZM200 216H198V218H199ZM22 217H20V219H21ZM29 218V217H28ZM35 218V217H34ZM98 218V217H97ZM157 218H159V217H157ZM177 218V217H176ZM176 218H175V220H176ZM178 218H181V217H178ZM189 218V217H188ZM191 218H189L190 220H191ZM197 218V219H198ZM10 219H14V217H12V218H10ZM19 219V220H20ZM23 219V218H22ZM88 219V218H87ZM200 219V218H199ZM206 219V218H205ZM26 220V219H25ZM28 220V219H27ZM44 220H45V218H44ZM84 220V219H83ZM92 220V219H91ZM96 220V219H95ZM104 220V219H103ZM102 219H100L99 220V224L101 223L102 224V221H103ZM114 220V219H113ZM113 220H110L108 223L107 222H105V221H103V222H105V224L103 223V228H101V230H99L100 232H96L95 234L93 233L94 232V228L92 229L91 228V225H93V224H89V223H91V221L90 220H87L89 223V225L87 224V226H86V228L87 229H85V234H84V237L82 238V240H78V239H80V238H76L77 239V242H76V244H74V242H73V240H70V246L68 247V246H66V247H68L67 248V251H66V247H65V255H63V253H62V255H61V253L59 252V250H58V248L60 249V246L57 248V250H58V252L57 253H55V251H54V242L55 243H57L56 242V240L55 241H53L52 239L50 240L49 238H47L46 237V234H45V232H44V230L42 229V228H38V226H37V224H35V222H37V221H39L37 218H35V220L32 218V221H35V222H29V223H26V224H24V223H22V222H19L18 223V232H16L17 233V239H16V241L14 242L15 243V248H16V250H17V253H18V255L20 256V259H23V264H48V262L46 263L45 261H40V262H36V261H39V260H41V256H45V257H48V259H50V262H51V264H63V261H67V264H100L99 262H101V264H116V262H119L120 264L121 263H123V261H124V259L126 258L127 259V257H129V255L130 254H135V255H137V249H138V247L140 246V245H142V244H145V245H143V247L144 246H146V244L148 245L149 243H151L152 241H154V240H152L151 239V236L150 235H147V236H150V239H148V240H150V242L149 241H147V239L145 240V241H143V243H141V244H139V242H138V236H136V237H127L126 235H125V232H127V230L123 233V229H124V227H122L119 223H118V221H117V223L115 222V221H113ZM159 219H157V221H158ZM179 220V219H178ZM189 220V221H190ZM195 220V219H194ZM201 220V219H200ZM203 220V219H202ZM264 220V219H263ZM11 221V220H10ZM9 221V222H10ZM17 221H18V218H17ZM21 221V220H20ZM24 221V220H23ZM81 221V220H80ZM87 221H85V222H87ZM92 221H94V220H92ZM161 221V220H160ZM159 221V222H160ZM164 221V220H163ZM163 221H162V224H163ZM177 221V220H176ZM180 221H182V223H183V220H180ZM195 221H197L198 222V220H195ZM195 221L193 222L195 225H197L196 223H195ZM5 222V221H4ZM4 222H2L0 225H1V227L3 228V226H5V228L7 227L5 224H7V223H5L4 225H2ZM13 222H14V220H13ZM42 222V221H41ZM82 222H84V221H82ZM84 222V223H85ZM97 222V221H96ZM95 222V223H96ZM154 222V221H153ZM175 222V221H174ZM187 222H188V220H187ZM191 222V221H190ZM189 222V223H190ZM15 223H16V221H15ZM81 223V222H80ZM92 223H94V222H92ZM94 223V225H96ZM140 222H138V224H139ZM179 223V227L181 226V222H178ZM188 223V224H189ZM10 224H12V223H10ZM10 224L8 225V226H10ZM120 225L119 227L117 226V225ZM136 224V226H137V222L135 223ZM155 224H156V221H155ZM157 224H159L160 225V228H163V226H162V224H160V223H157ZM157 224L155 225V226H157ZM201 225H200V228L199 229H201L202 231V233L201 232H199V229L197 230L196 229V227H198V226H194V228L192 227L191 228V226H189V225H187L188 227H190V229H195V233L197 232V233H200V234H196L197 235V238H196V241H195V245L192 243V239H194V237L192 238V236L189 234V229H186V227H185V229L184 230H186V233H184V231H183V229H182V227H180L181 229V234H178L177 232H179V231H177L176 232V230L178 229L177 227H175L176 229L174 230H169L168 229V226H167V228H165V230H163L162 231V233L160 234V235H158V233H157V230H156V237H158V240L160 239V241L162 242V241H164L165 243H163L164 244V246L166 245V249H164L163 248V251L164 250H166V252L167 251H169L170 252V250L171 249H173L174 247H172V245L173 244H175V243H180V244H184V245H188L189 246V248H191V249H193V250H195V251H197L200 255L202 254V253H205L204 255H205V258L208 260V261H211V262H209V263H211V264H215V263H218V264H237V263H239V261L240 260H235V258H234V261L235 262H237V263H235L234 261H233V258H229V255H228V253H230L229 251H231L230 249H231V247L230 246H227V245H225L224 246V248H225V250H228V252H226V251H223L224 250V248H222L223 250H221V251H223V253H220L219 252V250L221 249L220 248V246H218V245H220L219 243L218 244H215V243H213V242H211L210 241V239H209V235H212L213 234V232H215L216 231V229H217V227L216 228H214V226L212 225L213 224V222H212V224L211 223H209V222H207V219L206 220H204V221H202L201 223H200ZM16 225H17V223H16ZM15 225V226H16ZM26 225H29V227H31V231H24L23 229H24V227L26 226ZM143 224H141V226H142ZM164 225V224H163ZM172 225H173V223H172ZM175 226H176V223L174 224ZM173 225V226H174ZM186 225V224H185ZM98 226V225H97ZM135 226V227H136ZM141 226H139V227H141ZM171 226V225H170ZM178 226V225H177ZM82 227H84V226H82ZM94 227V226H93ZM99 227H100V225H99ZM123 228L121 231H122V233H120L119 232V230H120V228ZM138 227V228H139ZM4 228V229H5ZM118 228H119V230H118ZM143 228V227H142ZM151 228H152V226H151ZM151 228H149L150 230H152ZM160 228H158V231L160 230ZM171 228V227H170ZM7 229H9L8 227H7ZM97 229H98V227H97ZM97 229H95V230H97ZM136 229V228H135ZM141 229V228H140ZM139 229V230H140ZM147 229V228H146ZM148 229V230H149ZM156 229V228H155ZM154 229V230H155ZM9 230H11V229H9ZM29 230V229H28ZM131 230V229H130ZM130 230L128 229V231L130 232ZM137 230V229H136ZM14 231V230H13ZM84 231V230H83ZM142 231H144V228H143V230ZM192 231V230H191ZM219 231V230H218ZM80 232H82V231H80ZM129 232H127V233H129ZM138 232V231H137ZM140 232V231H139ZM145 233H146V231H144ZM153 232V231H152ZM193 232V231H192ZM191 232V233H192ZM217 232V231H216ZM15 233V234H16ZM83 233V232H82ZM133 233V232H132ZM131 233V234H132ZM143 233V232H142ZM180 233V232H179ZM7 234V233H6ZM15 234H14V236H15ZM130 234V235H131ZM134 234V233H133ZM132 234V235H133ZM150 234V233H149ZM153 234V233H152ZM193 234V233H192ZM216 234V233H215ZM78 235V234H77ZM129 235V236H130ZM137 235H138V233H137ZM143 236L144 235H146V234H142ZM194 235V234H193ZM217 236H216V238H218L219 239V237H220V234H216ZM262 235V234H261ZM261 235H260V237H261ZM7 236H8V234H7ZM6 236V237H7ZM12 237H13V235H11ZM83 236V235H82ZM82 236H80V237H82ZM143 236H141L142 238H143ZM153 236H155V232H154V235ZM152 236V238H154ZM213 237H214V235H212ZM258 236V235H257ZM16 237V236H15ZM48 237H49V235H48ZM75 237H77V236H75L74 235V240H75ZM140 237V238H141ZM259 237V236H258ZM69 238H72V237H69ZM137 238V239H136ZM146 238V237H145ZM245 238H244V240L243 241H245L246 242V240H245ZM7 239V238H6ZM9 239V238H8ZM155 239V238H154ZM211 239H213V241H214V238H211ZM67 240H69V239H67ZM249 240V239H248ZM8 242L10 241V240H7ZM139 241H141V240H139ZM156 241V240H155ZM155 241H154V243H155ZM217 241V240H216ZM241 241V240H240ZM255 241V240H254ZM69 242V241H68ZM149 242V243H148ZM157 242V241H156ZM215 242V241H214ZM236 242V241H235ZM234 242V243H235ZM242 242V241H241ZM244 242V243H245ZM251 242V241H250ZM249 242V243H250ZM217 243V242H216ZM247 243V242H246ZM253 243V242H252ZM151 244H153V242L151 243ZM182 244V245H183ZM213 244L215 245V246H213ZM228 244V245H229ZM237 244V243H236ZM58 245V244H57ZM85 245H87V247L85 246ZM159 245V244H158ZM198 245V247L199 248H197L196 246ZM237 245H240V244H237ZM245 245V244H244ZM84 246L86 247V248H89V251L86 253L85 251H87L86 249H84ZM149 246V245H148ZM154 246V245H153ZM160 246V245H159ZM162 246V245H161ZM161 246L159 247V248H161ZM188 246H185V247H187V249H188ZM222 246V245H221ZM147 247V246H146ZM181 247V246H180ZM218 247L220 248V249H218ZM227 247H230V249H228ZM251 247V246H250ZM39 248H41V249H39ZM140 248V247H139ZM148 248V247H147ZM182 248V247H181ZM227 248V249H226ZM236 248V247H235ZM235 248H233L235 251H236V249ZM248 248H249V246H248ZM252 248L254 249V247L252 246ZM141 249V248H140ZM142 249H144L145 250V248H142ZM162 249V248H161ZM175 249V248H174ZM208 249H212L214 252H215V254H213L214 256H211V255H209L208 254ZM218 249V250H217ZM262 249H264V248H262ZM151 250V249H150ZM193 250H191V251H193ZM211 250V251H212ZM60 251H61V249H60ZM141 250H138V253H141L140 252ZM148 251H149V249H148ZM161 251V250H160ZM178 252H180L179 250H177ZM184 251V250H183ZM190 251V250H189ZM189 251H188V253H189ZM238 251H241V249H237V251L236 252H238ZM244 251H246V250H244ZM243 251V252H244ZM249 251V253H251L250 252V250H248ZM15 252V251H14ZM182 252V251H181ZM194 252V251H193ZM196 252V253H197ZM242 252V253H243ZM145 252L143 251V254H144ZM171 253V252H170ZM173 253V252H172ZM171 253V254H172ZM177 253V252H176ZM185 253H187V251H185ZM192 253V252H191ZM191 253H189V254H191ZM232 253H235V252H232ZM246 253H248V252H246ZM264 253V252H263ZM262 253V254H263ZM142 254V253H141ZM149 254V253H148ZM175 254V253H174ZM195 254V253H194ZM245 256H246V254L245 253H243ZM243 254H241V255H243ZM253 254V253H252ZM9 255H10V253H9ZM13 255V254H12ZM145 255H146V253H145ZM180 255H181V253H180ZM184 255V254H183ZM183 255H181L182 256V259L181 260H183ZM187 255V254H186ZM185 255V256H186ZM197 255V254H196ZM231 255H237V254H231ZM239 255V254H238ZM15 256V255H14ZM64 256H66L65 258H63ZM131 256V255H130ZM138 256H139V254H138ZM137 256V257H138ZM144 255H142L141 257H143ZM147 257H148V255H146ZM168 256H170V255H168ZM188 256V255H187ZM192 256H194V258L193 257H191V258H193L194 260H195V263H196V259H195V255H192ZM253 256V255H252ZM175 257L176 258H180V257H178V256H176L175 255ZM189 257V258H190ZM202 257V256H201ZM232 257H234V256H232ZM244 257V256H243ZM243 257L241 258L240 256H239V258L241 259V261L240 262H242V260H243ZM249 257V256H248ZM40 258V259H39ZM133 258V257H132ZM146 258V257H145ZM175 258V259H176ZM196 258H198V257H196ZM238 257H237V259H239ZM247 258V257H246ZM249 258H251V257H249ZM249 258H248V260H249ZM254 258V257H253ZM257 258V257H256ZM261 258H263V257H261ZM39 259V260H38ZM47 259V258H46ZM148 258H146V260H147ZM172 259H174L173 257H172ZM185 259H187L186 257H185ZM199 259V258H198ZM201 259V258H200ZM258 260H259V258H257ZM43 260V259H42ZM141 260H143V259H141ZM180 259H178V261H179ZM203 260V259H202ZM251 260H252V258H251ZM140 261V260H139ZM190 261V260H189ZM199 261V260H198ZM250 261V260H249ZM255 262L254 263H252V264H264L263 262H264V260H262L261 259V262H259V261H257L256 259L254 260ZM257 261V262H256ZM125 263L126 262H128V261H124ZM141 262H143V261H140V263ZM146 262V261H145ZM183 262V261H182ZM191 262V261H190ZM193 262V261H192ZM252 262V261H251ZM21 263V264H22ZM124 263V264H125ZM166 263H167V261H166ZM194 263V262H193ZM206 263V262H205ZM245 262H243V264H244ZM138 264V263H137ZM168 264H171V263H169L168 262ZM183 264H186V263H183ZM202 264V263H201ZM204 264V263H203ZM207 264H208V262H207Z\"/></svg>",
  "mask_w": 264,
  "mask_h": 264
},
{
  "label": "snow or ice",
  "instance_id": "snow-or-ice-1",
  "mask_svg": "<svg viewBox=\"0 0 264 264\" xmlns=\"http://www.w3.org/2000/svg\"><path fill=\"white\" fill-rule=\"evenodd\" d=\"M239 153H237V155H238Z\"/></svg>",
  "mask_w": 264,
  "mask_h": 264
}]
</instances>
